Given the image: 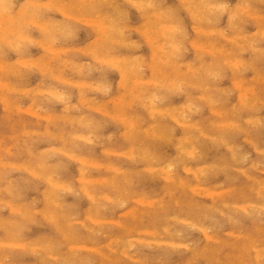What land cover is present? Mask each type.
Returning <instances> with one entry per match:
<instances>
[{"label": "rangeland", "instance_id": "rangeland-1", "mask_svg": "<svg viewBox=\"0 0 264 264\" xmlns=\"http://www.w3.org/2000/svg\"><path fill=\"white\" fill-rule=\"evenodd\" d=\"M5 1H7V0H5ZM5 1L0 0V6H1L0 7V19H1L0 20V22H1L0 26L3 24L0 27V29H1L0 30V38L2 37L0 39V49H1L0 52H1V54H3L4 52H2V51H5V53L3 55H0V62L2 64V66L0 68H1V71L3 69L6 70V73L4 71H2V72L0 71V92H1L0 93V166H1L0 167V194L2 195V196L0 195V201H2L0 203V205H1L0 208H2V209H0V244H1L0 261H1V263L2 264H31V262H32V264H34V263L35 264H40V263L41 264H58V263H61V264H64V263L65 264H71L72 263L73 264L75 262L76 264H107L109 262L108 264H245V263H247V264H264V247H263L264 246V207H263L264 206V187L262 186V185H264V165H262V164H264L263 163L264 162V157H263L264 156V112H263L264 111V44H263L264 43V36H263L264 35V33H263L264 32V27H263L264 26V18H263L264 17V0H227V1L226 0H190V1L189 0H183V1H181V0H179V1L178 0H156V1H154V0H144V1L139 0V2H138V0H111V1H109V0H71V1L70 0H48V2L50 1L49 3L46 2L47 0H10L11 3L10 2L9 3L12 5V7H11V5H6L9 0L7 2H5ZM29 1L30 2L32 1V2L30 3ZM41 1H43V3L46 6L43 5V3ZM206 1H209V2H206ZM236 1H237V3H236ZM24 2L25 3L27 2L28 6H27V3L25 4ZM33 2H34V4H33ZM222 2H223V4H222ZM232 2H234V3H232ZM29 3L31 4V6L29 5ZM36 3L37 4L40 3V4L36 5ZM126 3H127V5H126ZM3 4H5V5H3ZM142 4H144V5H142ZM184 4H186V5H184ZM217 4H219V5L215 6ZM33 5H34V7H33ZM35 5H36V7H35ZM57 5H59V6H57ZM119 5H120V7H119ZM139 5H141L140 6L141 8L139 7ZM151 5H153V6H151ZM160 5H162V6H160ZM193 5H195V7L198 6L200 8L203 5L201 8V12H197L196 8ZM242 5H243V7H242ZM9 6L12 9L9 8ZM204 6H205V8H204ZM210 6H212V7L210 8ZM56 7L58 10H56ZM235 7L237 9H235ZM5 8H6V10H2ZM8 8L10 10H8ZM165 8H167V9H165ZM115 9H116V11H114ZM192 9L195 11V13H192V12H194ZM209 9L211 12H209ZM180 10H182V11H180ZM242 10H243V12H242ZM4 11L10 12V13L5 14L6 12H4ZM35 11H37L38 13H36ZM178 11H179V13H178ZM239 11H241V12H239ZM105 12H106V14H105ZM155 12H156V14H155ZM206 12H208V13H206ZM30 13H32L33 17ZM63 13L65 14L64 16H63ZM67 13L69 14L70 17L66 16ZM79 13H80V15H82V17H79L80 16ZM126 13H128V14H126ZM234 13H236V14H234ZM245 13L248 15H245ZM17 14H19V15H17ZM21 14H23L25 16H23ZM29 14L31 16V19L29 17H27V16H29ZM41 14H43V15H41ZM45 14H46V16H45ZM144 14H145V16H144ZM168 14L173 15V16H171V18H168V17H170ZM192 14H194V17ZM198 14H200V16ZM6 15L9 17H7ZM37 15H38V17H37ZM39 15H41V17ZM50 15H52V16H50ZM94 15H96V16H94ZM127 15L129 18L127 17ZM151 15H153L154 18ZM14 16H19V17L21 16V19L19 17L18 18L16 17V18L20 21V24L23 21L22 25L16 24V23H19V21ZM75 16L76 17L78 16L77 18L79 21L77 20V18H74ZM25 17L27 18V20L29 18V20H28L29 22L26 20ZM43 17H44V19H43ZM67 17H68V19H67ZM111 17H113V18L111 19ZM6 18H7V20H6ZM9 18H10V22L8 21ZM45 18H46V20H45ZM85 18H87V19H85ZM192 18H195V19H193V22L191 20ZM41 19H43V20H41ZM64 19H66V20H64ZM84 19H85V22H84ZM98 19H102V20L99 21ZM255 19H257V20H255ZM2 20H5V21H2ZM30 20H32V21H30ZM80 20L82 22H80ZM146 20H147L148 24L145 22ZM228 20L230 23L228 22ZM6 21H8V22H6ZM152 21H154V24ZM212 21H214V22H212ZM225 21H226V23H225ZM2 22H5V24ZM14 22H16V23H14ZM25 22L28 24H26ZM32 22L35 24H33ZM56 22L57 23L59 22V23L57 24ZM143 22H145V23H143ZM96 23H97V26H96ZM219 23L221 25H219ZM128 24L132 27H135V28L130 27ZM162 24L165 25L166 27H168V29H170V30L166 29L163 32L162 31ZM234 24H236V25L234 26ZM14 25H15V27H14ZM28 25H29V28H28ZM38 25L42 26V27H40V29H38L39 28V27H37ZM98 25H100L102 28H100V26H98ZM174 25H175V28L177 27L176 29L174 28ZM199 25H200V27H199ZM145 26H148V27H145ZM16 27H17V30L19 29V27H22L21 31L18 32L19 30L17 31L15 29ZM147 28H149V29H147ZM209 28H210V31H209ZM2 29H4V31ZM11 29H13L12 32H11ZM92 29H93V31H92ZM99 29L101 31L104 29L103 30L104 32L102 31V33H101ZM151 29H153V30H151ZM172 29H173V31H172ZM211 29L214 31L213 33H212ZM241 29H243V30H241ZM249 29H251V30H249ZM29 30H30V32H28ZM130 30H131V32H130ZM203 30H204V32H202ZM257 30H258V32H256ZM261 30H262V32H261ZM15 31H17V32H15ZM127 31H129V32H127ZM166 31H167V33H166ZM195 31H196V33H194ZM4 32H7V33H4ZM85 32H86V35H85ZM92 32H93V34H92ZM124 32H125V35H124ZM248 32H249V35H248ZM17 33H19L21 36L18 35ZM177 33H178V35H177ZM28 34H29V36L30 35L31 36L30 37L27 36ZM44 34L48 35L47 39H46V35L44 36ZM95 34H96V36H95ZM160 34H162V36ZM8 35H10V36H8ZM15 35H16V37H15ZM167 35H168V37H167ZM237 35L239 37H237ZM98 36H100V37H98ZM111 36H112V39H111ZM114 36H116V38ZM170 36H173L174 40ZM222 36H224V37H222ZM225 36H227V37H225ZM41 37H43V38H41ZM48 37H50V38H48ZM191 37H192V39H191ZM229 37H231V39ZM7 38H8V40H7ZM36 38H37V40H36ZM40 38L43 40L42 42H45V40H46L47 44H46V42L42 43L41 40L39 41ZM122 38L124 40H122ZM227 38H229L230 40H227ZM232 38H233V40H232ZM21 39H23L24 41H22ZM26 39H28V41ZM142 39H144V40H142ZM14 40H17V41L13 42ZM51 40L52 41L54 40V41L51 44L48 43V42H51ZM69 40L72 42V44H70ZM201 40H204V41H201ZM207 40H209V41H207ZM31 41L33 42L32 44H31ZM34 41L35 42L38 41V43L41 42L40 44L42 45V47L40 44L35 43ZM146 41H147V43H143ZM236 41H238V43ZM18 42H19V44H18ZM93 42H94V44H93ZM179 42L182 45L178 44ZM111 43H113V44H111ZM114 43H115V45H114ZM116 43H117V45H116ZM201 43H202V45L205 44L204 45L205 49H203V46L201 45ZM235 43H237V45H235ZM239 43H242V44H239ZM249 43H250V45H249ZM54 44H55V47L53 46ZM77 44L78 45L81 44L80 45L81 47L78 46ZM138 44H140V45H138ZM146 44H148V45H146ZM155 44H157L159 46L161 45L160 47H162V51L158 50V47L155 46ZM258 44H260V45H258ZM15 45H17V46H15ZM177 45L179 46L178 48L176 47ZM186 45L187 46L189 45V46L187 47ZM195 45L198 46L197 49H199V50L196 49ZM221 45L223 47L225 46L224 49L222 48ZM234 45H235V47H234ZM26 46H27V48H26ZM67 46L68 47L70 46V47L61 49V47H67ZM84 46L87 49H89V47H92V48H90L88 51V50H86V48ZM1 47H3V48H1ZM8 47H9V49H8ZM43 47H44V49H47V50H44ZM75 47H77L78 49L77 48L75 49ZM95 47L97 50L95 49ZM174 47L177 49H174ZM192 47L195 51L192 49ZM201 47L203 50H200ZM11 48H14V50ZM58 48H59V50H58ZM189 48H190V50H188ZM207 48L209 50L210 49H212V50L209 51ZM17 49H18V52H17ZM53 49H56V50L54 51ZM64 49H65V51H64ZM109 49H110V51H109ZM111 49H114V50L111 51ZM115 49H117V50H115ZM163 49H165V50H163ZM214 49H216V50H214ZM217 49H218V51H217ZM238 49H239V51H238ZM57 50H58V53H57ZM61 50H62V52H61ZM81 50H83V52ZM92 50H94L95 52L93 51L91 53ZM154 50H156V51H154ZM177 50H180V51H177ZM257 50H258V52H257ZM84 51H86V52H84ZM199 51H201V52H199ZM211 51L213 54L211 53ZM166 52H167V54H166ZM224 52L227 54H225ZM243 52H245V53H243ZM41 53H42V55H41ZM60 53H61V55H60ZM77 53L79 54L78 57H76L78 55ZM180 53H182L183 55L182 54L180 55ZM91 54H94V55H91ZM106 54H110V55H106ZM119 54H120V57H119ZM223 54H225V55H223ZM21 55L23 56V58H21L22 57ZM37 55L40 58L42 56L43 59L42 58L36 59ZM132 55L134 57H132ZM207 55H209V56H207ZM234 55L237 57L234 58ZM27 56H29V57H27ZM31 56L33 57V59H31V61L36 62L35 64L38 65V67L34 66V64L29 60L30 58H32ZM52 56L54 57V59ZM65 56H67V57H65ZM72 56L75 58H72ZM94 56L96 57V59H93ZM99 56H100V58H99ZM111 56H112V58H111ZM116 56H118V58H121V59L123 57L122 60H124L125 58L126 59L124 61H122L121 59L120 60L116 59L115 58ZM180 56H182V57H180ZM224 56H225V58H224ZM247 56H249V57H247ZM24 57H26V58L24 59ZM164 57H165V59H163ZM197 57H199V58H197ZM13 58L15 59V61H13ZM18 58H20V60L24 59L23 62L22 61L19 62L20 60ZM103 58H104V60H102ZM144 58H145V60H144ZM4 59H5V62H4ZM26 59H27V61H25ZM49 59H52L53 61L49 60ZM154 59H156V60H154ZM250 59H252V60H250ZM6 60H7V63H6ZM9 60H12V61H9ZM45 60H47V63L46 62L43 63ZM48 60H49L50 64H48L49 63ZM179 60H181V61H179ZM186 60H188V61H186ZM195 60H196V62L194 63ZM116 61H120L121 65L118 64ZM191 61H193V62H191ZM227 61L229 63L231 62L230 63L231 66H228L229 63ZM235 61H237L238 63H234ZM240 61H241V64H240ZM110 62L112 64H110ZM135 62L136 63L139 62V63L136 64ZM154 62H156L157 64ZM16 63H18V66L20 64L22 65V66H19L18 70H16L17 69ZM38 63H40V64H38ZM221 63H222V65H221ZM10 64L14 65V66H10ZM27 64L28 65L31 64V65L28 66ZM113 64H114V66H113ZM198 64L201 66H199ZM125 65H127V66L125 67ZM140 65H142V67ZM215 65L216 66L218 65V66L216 67ZM24 66L28 67V68H25ZM40 66L44 67V68H41ZM115 66L116 67L122 66L126 69H129L130 73L127 75V78L124 79L125 76L123 77L122 68H117V70H116ZM145 66H147V69H145L146 68ZM11 67H12V69L14 68V70H12ZM139 67H141V68H139ZM8 68H9L10 72L15 71L14 73H16V74L15 75L13 73L9 74L10 72L8 71ZM37 68L38 69L40 68V71ZM63 68H65V69H63ZM135 68H136V70H135ZM24 69H26V70H24ZM45 69H47V71ZM49 69L50 70L52 69V70L50 71ZM81 69L83 72L81 71ZM186 69H187V71H186ZM20 70H23V71H20ZM118 70H120V71H118ZM77 71H80V72L78 73ZM153 71H155L156 73ZM7 72L9 75L7 74ZM58 72H61V73H58ZM168 72H170L169 74H171L170 75L171 77L169 76V74H167ZM1 73H3V75ZM54 73H56V75H54ZM48 74L50 77L47 76ZM106 74H107V76H106ZM5 75L7 77H5ZM58 75H59V79L63 80L62 82L57 80ZM155 75H157L158 78ZM214 75H216L217 77ZM251 75L253 78L249 77ZM61 76H63V78ZM68 76H70V77H68ZM96 76H97V78H96ZM191 76L193 78L195 77L194 80L192 79ZM209 76H211V77H209ZM221 76H223L222 77L223 79L221 78ZM244 76H246V77H244ZM23 77H25V78H23ZM42 77H44V78H42ZM90 77H91V79H90ZM140 77H141V79H140ZM206 77L211 81L210 82L211 84L209 83V80ZM233 77L236 78L237 80L234 79ZM8 78H10V79H8ZM53 78H55V80ZM68 78L72 79L70 85L68 83ZM142 78L143 79L148 78L150 85L148 83H145V81L148 82V80H142ZM174 78H176L177 81ZM117 79H120V80L117 81ZM121 79H123L122 82H121ZM133 79H134V81H132ZM242 79H243V81L246 79L245 81L247 83L245 81H244L245 83L244 82L242 83ZM135 80H138V81H135ZM167 80H168V83H167ZM178 80H180V82ZM203 80H204V82H203ZM212 80L214 81V83L212 82ZM141 81L144 82L143 85H142ZM156 81H157V83H156ZM7 82H9V84ZM69 82H70V80H69ZM98 82H100V83H98ZM132 82H133V84L131 85ZM76 83H79V84H76ZM90 83L95 85V86H93V85L90 86ZM180 83L181 84L183 83V85L179 89ZM194 83H195V85H194ZM231 83H233L232 84L233 87H231ZM85 84L88 85V88ZM170 84L171 85L175 84V87L173 86V88H172ZM184 84H186V85H184ZM242 84L244 85V88H242ZM7 85H10V86H7ZM51 85H53V86H51ZM96 85L98 86V89L95 88V87H97ZM144 85H146V86H144ZM199 85H200V87H199ZM6 86H7V88H5ZM13 86L15 88H12ZM19 86L21 87V89ZM23 86H25V87H23ZM49 86H51L53 89ZM150 86H152V87H150ZM161 86H163V88ZM193 86H195L196 88L194 87L195 88L194 89ZM208 86H209V88H208ZM227 86L228 87L230 86L229 90H231L232 94L229 93ZM78 87H80V89ZM146 87H148V88H146ZM223 87L226 90H224ZM9 88L13 89V90L16 89V90L11 91ZM27 88H29V89H27ZM39 88L41 90L45 89L44 95H43L44 91L43 92L40 91ZM46 88L50 89L51 91L57 90V91H54L56 94H54V92H52L53 94L50 93L49 92L50 90H48ZM89 88H90V90H89ZM160 88H162V89H160ZM185 88H187V89H185ZM239 88H241V89H239ZM92 89H94L95 91ZM146 89L148 92L146 91ZM148 89H150V90H148ZM174 89H177V90H174ZM182 89L184 92L182 91ZM32 90H34V91H32ZM103 90H104V92H103ZM143 90H144V92H143ZM162 90H163V93L161 94L160 92H162ZM194 90H196V91H194ZM7 91H9V92H7ZM24 91H25V93H24ZM46 91L49 93H47ZM89 91H91V92H89ZM157 91H160V92H157ZM165 91H166V93H165ZM176 91L178 94L175 93ZM179 91L181 93H179ZM80 92H81V94H79ZM209 92H210V94H209ZM62 93H64V95ZM118 93H120V94L118 95ZM212 93H214V95ZM239 93H242L244 98H243V96L240 97L241 99L237 98V97H239V96H237ZM26 94H27V96L29 94V96L27 97ZM32 94H36V95H32ZM51 94L53 96H51ZM61 94H62V96L58 97V95L60 96ZM66 94L68 97L66 96ZM68 94L69 95L71 94V95L69 96ZM148 94H150L149 97H148ZM193 94H195V95H193ZM203 94H205V95H203ZM9 95H10V98H9ZM88 95H90V96H88ZM97 95H99V96H97ZM155 95L157 96V98L155 97ZM222 95H224V97ZM31 96L33 99L31 98ZM45 96L49 97V98L46 99ZM92 96H94V97H92ZM151 96L153 97V101H152ZM158 96H159V98H158ZM200 96H202V97L204 96V97L202 98ZM218 96L220 97L219 98L220 100L218 99ZM227 96H229V97H227ZM56 97H57V99H56ZM62 97H63V99H62ZM85 97L87 98V101H86ZM105 97H106V99H105ZM144 97H145V99H144ZM168 97H169V99H167ZM209 97H210V99H209ZM221 97L223 99H221ZM242 98L244 100H242ZM1 99L2 100L4 99V100L1 101ZM6 99H7V102H6ZM16 99H18V100H16ZM34 99L36 102L34 101ZM58 99H59V101H58ZM61 99H62V101H61ZM116 99H118L119 101H117ZM148 99H149V101H148ZM224 99H225V101H224ZM11 100H12V103H11ZM107 100H109V101H107ZM234 100H236V101H234ZM33 101L35 102L34 104H33ZM63 101L65 102L64 104H63ZM80 101H81V103H80ZM150 101L154 102L156 105H154V103H151ZM211 101H212V103H210ZM217 101H219V102L217 103ZM220 101L221 102L223 101V102L220 103ZM102 102L103 103L105 102V103L103 104ZM115 102H117V103H115ZM181 102H182V104H181ZM189 102H190V104H189ZM37 103L41 107L37 106L38 105ZM86 103H89V105ZM97 103H98V105H97ZM145 103H147V105ZM178 103H179V105H178ZM241 103H243V104H241ZM80 104H81V106H80ZM114 104L116 105L115 107L113 106ZM151 104H153L152 105L153 107L150 108ZM183 104H185V105L183 106ZM201 104H203V105H201ZM244 104H245V106H244ZM6 105H7V107H6ZM8 105L9 106L11 105L12 107L10 106V109H9ZM14 105L16 108H14ZM31 105H32V108H31ZM93 105H94V107H93ZM125 105L128 107H126ZM141 105H143V107ZM187 105H189V106L192 105V106L189 107ZM209 105L212 106L213 108L209 107ZM144 106L146 108H144ZM25 107L27 110L28 109H29V111L31 110L30 112H32L33 114L29 113L27 110H25ZM95 107L97 108V110L94 109ZM134 107L137 108V112L135 111L136 108H134ZM156 107H157V109L159 108L158 112H157ZM162 107L165 108V111H162V110H164V109H162ZM188 107L190 109H188ZM23 108H24V110H23L24 112L22 111ZM66 108L67 109L69 108L68 111L66 110ZM100 108L102 109L101 111L99 110ZM110 108L112 110H110ZM113 108H115V110ZM154 108L156 111L155 110H154L155 112L151 111ZM32 109H34V110L32 111ZM89 109H91L92 111ZM180 109H183V111ZM218 109H219V111H218ZM36 110L38 111L39 114L36 113L37 112ZM103 110H104V112L102 113ZM149 110H150V112H148ZM166 110H170V111H168L169 113L166 112ZM197 110H199V111H197ZM15 111H17V113ZM119 111L122 112L123 114L125 113V115L122 116L123 115L122 113L118 114ZM159 111L161 114L159 113ZM13 112H15V113H13ZM152 112H153V114L155 113L154 114L155 116L152 114ZM227 112H228V114H227ZM239 112H241V113H239ZM62 113H64V114L66 113V114L64 115ZM3 114H4V116H3ZM107 114H109V116ZM111 114L112 115L114 114L113 116H116V117L112 118L113 116ZM157 114H158V116H157ZM199 114H201V115H199ZM45 115H46V119H45ZM47 115H48V118H47ZM110 115H111V117H110ZM149 115L151 117H148ZM173 115L176 117L178 116L179 119L177 118L178 119L177 121L179 123L176 121V119H175L176 117H173ZM42 116H43V118H40ZM54 116H55L56 120H54ZM69 116H70V119L72 120V122L69 119ZM74 116H76V117H74ZM117 116H119V117L117 118ZM127 116H128V118H127ZM145 116H147V117H145ZM159 116H161V117H159ZM201 116H202V118H201ZM18 117L21 119H18ZM59 117L62 119H60ZM162 117L164 119H162ZM172 117H173V119H172ZM72 118H74V120ZM130 118L131 119L133 118L134 123L132 122V120L130 121ZM159 118L161 120H159ZM198 118L199 119L201 118V119L199 120ZM249 118L250 119L252 118V119L250 120ZM47 119H49V120H47ZM89 119H91V120H89ZM125 119H127V122ZM46 120H47V125H46ZM80 120H82V121L80 122ZM213 120H215V121H213ZM88 121H89V123H87ZM124 121H125V123H124ZM135 121H136V123H135ZM82 122H83V124H82ZM116 122H118V123H116ZM184 122H186L185 124L189 123V126L191 125V123H193L192 124L193 126L189 127L188 124L185 125ZM252 122H254V123H252ZM54 123H55V126L53 125ZM48 124H49V126H48ZM194 124H196V125H194ZM198 124L201 125L202 127L201 126L199 127ZM227 124H229V126H227ZM23 125H24V127H23ZM72 125H73V127H72ZM101 125L104 128H101L102 127ZM127 125L129 127H127ZM220 125L222 127H220ZM81 126H82V128H81ZM223 126H224V128H223ZM235 126H237V127H235ZM149 127H151V128H149ZM72 128L73 129L76 128V129L73 130ZM88 128L90 129L89 131L86 130ZM152 128H154V129H152ZM39 129H41V130H39ZM97 129H98V131H97ZM208 129H211V130H208ZM6 130H8V131H6ZM34 130H35V133H34ZM42 130L43 131L45 130L44 131L45 134L42 132ZM47 130H49L48 133H47ZM71 130H73V131H71ZM75 130H76V132H75ZM101 130H102V132H101ZM115 130H117V132H115ZM126 130H128V131H126ZM147 130H149V131H147ZM150 130H152V132ZM154 130H155V132H154ZM26 131H27V133H25ZM29 131H32L33 134ZM129 131H131V132H129ZM36 132H37V135H36ZM71 132H74V139H73V136L71 137V135H73V133H71ZM90 132H91V134H90ZM95 132H98V133H95ZM24 133L27 134V136ZM76 133H77V135H76ZM80 133H82V137L80 136L81 138L78 137L79 135H81ZM94 133H95V135H94ZM42 134H43V136H42ZM186 134H188V136ZM212 134H214V135H212ZM62 135H63V137H62ZM110 135H111V137H109ZM179 135L183 139H180ZM83 136L84 137L87 136L88 139L87 138H86L87 140L84 139ZM10 137L12 140L10 139ZM90 137H91V139H94V141L91 140L90 142H87L90 140ZM106 137L108 140L106 139ZM32 138L33 139L35 138V139L32 141ZM232 138H234V140H236V139L237 140L236 141L233 140V143H231ZM248 138H250V139H248ZM178 139H180V140H178ZM221 139H222V141L223 140L224 141L221 142ZM184 140H186V141H184ZM248 140H250L252 144ZM13 141L15 144L13 143ZM182 141H184V142H182ZM203 141H204V144H203ZM23 142L24 143L26 142L25 145ZM32 142H34V143H32ZM78 143H79V145H78ZM85 143H86V145H85ZM101 143H103V144H101ZM118 143H121L120 146L118 145ZM171 143H172V145H171ZM192 143H194L195 147L193 146ZM96 144H98V145H96ZM27 145L29 147L28 149H27ZM125 145H127V146H125ZM185 145H186V147H185ZM191 145L193 147V149H192L193 151L192 150L190 151V149L192 148ZM203 145H204V147H203ZM238 145H240V146L238 147ZM57 146H58V148H56ZM235 146H237L238 148ZM254 146L257 147L256 148L257 150L255 149ZM15 147L18 148V151ZM40 147H42V148H40ZM48 147L51 148V150L48 149ZM163 147H164V149H163ZM230 147H232V149ZM258 147H260V148H258ZM52 148H53V150H52ZM62 148L64 149L63 150L64 152H66V151H68L69 153L71 151H73V152H71L70 154L67 155L66 153H64L62 151ZM88 148H90L91 150ZM111 148H113V149H111ZM185 148L187 149L186 151H185ZM239 148H240V150H239ZM41 149H43L42 152L44 151L43 153L45 155L41 152ZM55 149H58V151ZM86 149H88V150H86ZM105 149H106V151H104ZM109 149L112 150V153L110 152ZM194 149H196L197 151H195ZM235 149H237V150H235ZM75 150H76V152H75ZM128 150H130L132 152H130ZM182 150L184 152H186V153L188 152V153L185 154L184 152H182ZM260 150H261V152H258ZM113 151L114 152L117 151L118 153L119 152L120 153L118 154L116 152L114 154ZM262 151H263V153H262ZM8 152L9 153L11 152L10 156L8 155L9 154ZM36 152H37V155H36ZM59 152L60 153L63 152L62 153L63 155L60 154ZM190 152H191V155H190ZM192 152L194 154H192ZM227 152H229V153H227ZM25 153H28L29 155L25 154ZM48 153H49V155H48ZM51 153H53V154H51ZM123 153L125 155H129V157L125 156ZM131 153L134 154V155L132 154V157H130ZM145 153H147V154H145ZM215 153H216V155H215ZM233 153L235 154V156ZM15 154H16V156H15ZM30 154H31V156H30ZM40 154H42V156ZM81 154H83V155H81ZM43 156H45V158ZM80 156H82V157L80 158ZM201 156H202V158H201ZM70 157L75 158L76 160L71 159ZM85 157H86V159H85ZM105 157H106V159H105ZM77 158H78V160H77ZM83 158H84L85 162L82 160ZM127 158H128V160H127ZM27 159H31V160H28V162H27ZM108 159L110 161H108L105 164V161H107ZM121 159H123V160H121ZM201 160H203V161H201ZM7 161L9 163L8 165H7ZM23 161L26 163H24ZM55 161L56 162L58 161L56 163L57 165L55 164ZM80 161L82 163H80ZM95 161H96V163H95ZM167 161H168V164H166ZM170 161H171L172 165L171 164L169 165ZM259 161H260V164L259 163L257 164L256 162H259ZM10 162H11L12 166H13V163H14V165L18 164L19 166L12 167V166H10ZM45 162H47V163H45ZM83 162H84V164H83ZM192 162L194 165L192 164ZM49 163H51V164H49ZM64 163H66V165ZM88 163H91L93 165L96 164V165L92 166V165H89ZM146 163H147V165H146ZM149 163H151L152 166L149 165ZM252 163H253V165H252ZM25 164L28 166L24 167ZM98 164H99V166H98ZM175 164H176V166H175ZM183 164H185L184 165L185 168H184ZM210 164L212 167L210 166ZM21 165L22 166L24 165V166L22 167ZM33 165H35V167ZM42 165L44 167H41ZM46 165H49V166H46ZM111 165H112L113 169H112ZM118 165H120L119 166L120 168L117 167L115 169V167ZM198 165H199V169L197 168ZM201 165H202V167H201ZM221 165H223V166H221ZM2 166H3V168H2ZM62 166H65V168H63ZM149 166L152 169L149 168ZM156 166H158V167L156 168ZM161 166H162V169H161ZM165 166H167L168 169ZM29 167L31 169H29ZM24 168H26V169H24ZM80 168H82V170ZM106 168H108V169H106ZM121 168H123V169H121ZM196 168H197V170H200L201 168H203V169H202V171L201 170L197 171ZM258 168L262 169V170H259ZM58 169L60 172L58 171ZM92 169H95V170H92ZM29 170H31L32 172H34L36 170L35 172L37 173V175L35 172L32 173ZM77 170L80 172V173H78L79 175L77 174V172H78ZM103 170L106 172H104ZM123 170H125V171H123ZM161 170H163V171L165 170V171L163 172ZM253 170L255 173L252 172ZM38 171H40V172H38ZM84 171L86 174L83 173ZM166 171H169V172L172 171V172H170V175H172V177L174 178V182H170V181H168V179H166V177H165L167 175V174L165 175ZM194 171L196 173H194ZM113 172H114V174H113ZM158 172H160V173H158ZM38 173L40 174L39 175L40 177H38ZM47 173H49V175ZM115 173H117V174H115ZM93 174H95V175H93ZM194 174H197V175H194ZM82 175H83V177H82ZM90 175H91V181L90 180L89 181L91 183L88 181L84 182L83 180L90 179ZM111 175L112 176L114 175L113 178ZM199 175H201V176H199ZM206 175H208L209 177L208 176L207 177L210 179H208L206 177ZM19 176H20V178H19ZM46 176L48 179H49V177H52L54 180L56 178V180L58 182H63L62 180H64V184H61L59 187H53L51 184H49L50 182L47 180ZM77 176L80 178L77 179L78 178ZM95 176H96L97 182L95 181ZM197 176L200 178H198ZM249 176H251V177H249ZM252 176H253V179L254 178L258 179V182L255 179L253 180ZM58 177H59V179H58ZM75 177H77V178H75ZM23 178H24V180H23ZM39 178H42V179L40 180ZM2 179L5 181L7 180V181L5 182ZM16 179H18V180H16ZM28 179H30V180L32 179V180L30 181ZM80 179L82 180V182ZM8 180H10V182ZM78 180L80 182H78ZM107 180H109V181H107ZM180 180L184 181L188 185L193 186L194 189L197 188L196 186L201 187V188H204V186H205V188L207 187L206 191L203 190V193L206 195L201 193L202 190H200V192H199L200 195H198L199 193L195 194L196 192H194L193 190H191L189 188H184L185 187L184 185L178 184ZM209 180L211 182H209ZM17 181H18L19 185H21L20 187L17 186V184H18ZM66 181H67V183H65ZM113 181H115V183ZM176 181H178V182L175 183ZM99 182H101V183H99ZM118 182H119V184H118ZM224 182H225V184H224ZM7 183H9V184H7ZM35 183H36V186H35ZM68 183H71L70 186ZM10 184L11 185L14 184L13 187ZM97 184L99 185L98 189H97ZM193 184H195V185H193ZM196 184H198V185H196ZM221 184H222V186H221ZM2 185L5 187V189ZM259 185H261V186H259ZM61 186H62V188L65 186L63 188L64 192L61 190L62 189ZM1 187H3V188H1ZM6 187L8 189H6ZM11 187L13 188V190H10ZM46 187H47V189H46ZM70 187H71V189H70ZM79 187L81 189H79ZM83 187H84V189H83ZM43 188L46 190H43ZM58 188H61V189H58ZM95 188L97 190H95ZM101 188L103 191L101 190ZM229 188H230V190H227V191L222 190V189H229ZM53 189H57L56 192ZM92 189H93V191H92ZM207 189L208 190L212 189V191L214 190L217 192L222 191L223 194L219 195V196H213L211 199L210 198L211 195H209V193L207 192ZM255 189H258V190L255 191ZM4 190L7 192H5ZM68 190L70 193L67 192ZM84 190L88 192L87 193L88 195L85 194L86 192ZM110 191H112V192H110ZM164 191H165V193H162ZM13 192L15 194H13ZM19 192H21V194ZM52 192H53L52 196H54L55 199L59 202V206L52 205L48 202V194H50ZM72 192H74V193H72ZM101 192L102 193L106 192L105 194H108V195L106 196L105 194H102ZM206 192L208 193L209 196H207ZM257 192H258V194H257ZM110 193H112V194L110 195ZM43 194L45 196H43ZM90 194L94 195L95 201L91 199ZM16 195L17 196L19 195V196L17 197ZM56 196H57V198H56ZM221 196H222V198H221ZM76 197H79L80 199L76 198ZM139 197L144 198L145 200L150 199L151 201H154L155 203L153 205H145V204L143 205L142 203H139L137 201L140 199ZM155 197L157 199H155ZM11 198H15V199H11ZM131 198L134 200H132ZM136 198H138V199L136 200ZM35 199H37V200H35ZM105 199H107V200H105ZM213 199H215V200H213ZM175 200H176V202H175ZM33 201H34V204H33ZM123 201H125L126 203L125 202L122 203ZM158 201H160V202H158ZM226 202H228V205ZM20 203H21V206L19 205ZM43 203H44V205H43ZM45 203H46V205H45ZM225 203H226V205H224ZM233 203H235V204L233 205ZM131 204H136V205H131ZM236 204L240 208H242V207H244V208L240 209L239 207L236 206ZM240 204L241 205L244 204V205L241 206ZM9 205H11L14 208L13 209L14 212H12V209L9 208ZM28 205L30 207H27ZM64 205H65V207H64ZM245 205H247V206H245ZM260 205H263V206H260ZM31 206H33V207H31ZM20 207H21V209H18ZM58 208H60V209H58ZM72 208H74L75 213H72L73 212ZM98 208H100V209L98 210ZM16 209H18V210H16ZM36 209H38L37 211L39 213L36 212ZM75 209H76V211H75ZM244 209H246L247 212ZM56 210H58V211H56ZM67 210H68V212H67ZM78 210L80 211V213ZM105 210H107V211H105ZM132 210H137L138 211V212H136L137 214L136 213L133 214L132 212H130ZM15 211L17 212L16 213L17 216L15 215ZM18 211H20V212H18ZM26 211L28 213H26ZM40 211H42V212H40ZM108 211H110V212H108ZM113 211H115V212L113 213ZM127 211H128V213H127ZM69 212H71V213H69ZM45 213H46V215H44ZM51 213H55V215L57 217V221H55L54 219L50 221V219H52L50 216ZM129 213H130V215H129ZM23 214H25V216H23ZM35 215H36V217H35ZM75 215L77 217H75ZM90 215L91 216L93 215L95 218H100V220L94 221L92 219V217H91V219H92L91 220ZM27 216H28V219H27ZM45 216H47V219L48 218H50V219L47 220ZM143 216H145V217H143ZM175 217H176V219H175ZM146 218H147V221L145 220ZM148 218L150 221L148 220ZM179 218H180V220H179ZM10 219H11V221H9ZM22 219L24 222L22 221ZM87 220H88V222H87ZM47 221H48L49 225L47 224ZM74 221H76L78 225L74 224ZM79 221L83 222V223L79 224ZM107 221H108V223H106ZM114 221H115V223H114ZM153 221H156V222L152 223L153 224L152 225L151 222H153ZM160 221H162L163 225L161 224ZM38 222H41V223H38ZM101 223L104 225L103 227H102ZM135 223H136V225H135ZM139 223H140V225H139ZM141 223L143 226H141ZM234 224H236V225L234 226ZM38 225H40V226H38ZM75 225L77 227H75ZM96 225H98V227ZM105 225H106V227H105ZM130 225H132V226H130ZM177 225H179L180 227ZM245 225L247 226L246 229H244L246 227ZM216 226L219 228H217ZM163 227H165V229ZM202 227H203V231L200 230V228L202 229ZM157 228L159 230H157ZM192 228H193V230H192ZM121 229H122V231H121ZM182 229H183V233H182ZM187 229L189 231H187ZM100 230H102V231H100ZM106 230L111 231V232H108ZM147 230L158 233V235H160L161 238L158 235H156L155 233L153 236L156 238L158 236L157 239L154 238L153 236H150V235H149L150 236L149 237L148 235H146L144 233V231L146 232ZM226 230H228V231L223 233V231H226ZM158 231L162 234H160ZM205 231L206 232L208 231L207 233L210 234L211 236H213L214 239L210 240V241L205 239L206 236L204 233H202ZM142 232H143V234H142ZM163 232H164V234H163ZM216 232H217V234H216ZM228 232H229V234H228ZM230 232L232 234H230ZM102 233H104V234H102ZM233 233L238 234V235H236V237H235V235H233ZM52 235H53V238L51 237ZM92 235L94 236V238L93 237L91 238ZM168 235H171V236H168ZM173 235H174V237H173ZM44 236H46V237H44ZM49 236H50V238H49ZM167 236H168V238H166ZM99 237L101 240L99 239ZM27 238H28V240H27ZM79 238H81V240ZM128 238H130V240L131 239L134 240V241L132 240L131 246L128 247L129 248L128 251H129L130 255H134L137 252L135 254L136 256L135 255L132 256L134 259L125 257L121 252V250L123 248V242L122 241H124L125 239H128ZM150 239L153 242L149 241ZM108 240L109 241L111 240V241L109 242ZM138 240H141V242H139ZM60 241H61L62 245L60 244ZM16 242H19V243H21V245H24V246H22V248H21L20 247L21 245H19V244L14 245ZM161 242H163L165 244H163ZM4 243H7V244H4ZM22 243H24V244H22ZM112 243L114 246L112 245ZM156 243H158V244H156ZM172 243L174 245H172ZM183 243H184V245L182 247ZM2 244H4V245H2ZM43 244L49 245L51 249L49 251H46L44 249V247L41 246ZM27 245H29L30 247ZM34 245L39 246L38 247L39 249H37V246L35 247ZM55 245H57V247ZM79 245H80V247H78ZM90 245L98 247L99 249L101 248V250L104 253L109 254L113 258L118 257V259H120V257H121L122 261L117 259L116 262L107 261L104 263L102 255L98 251H91L89 249ZM185 245L187 247H185ZM32 246L34 249L35 248L36 249L34 250L32 248ZM62 246H64V247H62ZM68 246H69V248H67ZM73 246H75V249L74 248L71 249V247H73ZM82 246H84V248ZM87 246H88V248H85ZM155 246H157V247H155ZM242 246H244L245 248ZM254 246L258 247L257 249L260 251L255 249ZM177 247L179 249H177ZM30 248H31V251H30ZM66 248L68 249V251H66ZM81 248H83V249H81ZM161 248H165V249H161ZM166 248H169V252L167 251ZM175 248L177 251L175 250ZM76 249L78 251H75ZM151 249H153V250H151ZM171 249H173V250H171ZM183 249H185V250H183ZM181 250H182V252H181ZM228 250H230V251H228ZM249 250L251 252H249ZM25 251H26V253H25ZM109 251H110V253H109ZM163 251L165 252V254L167 253L166 256H165ZM152 252L154 255H152ZM155 252L157 254H155ZM171 252H173V253H171ZM256 252H257V254H256ZM260 252H261V254H260ZM36 253H37V256H36ZM147 253H148V255H147ZM149 254H150V256H149ZM224 254H225V256H223ZM91 255L93 257L92 259H91ZM141 255H143L144 257ZM257 255H259V256H257ZM7 256H8V258H7ZM53 256H54V258H52ZM169 256H171V258H168ZM251 256L254 258H252ZM255 256H257L256 257L257 259L255 258ZM66 257H67V259H66ZM154 257H156V258H154ZM172 258H173V260H172ZM124 259H125V261H124ZM253 259H256V260H253ZM17 260H21V261H17ZM53 260H56V261L59 260V261L56 262ZM90 260H91V263H90ZM120 261H121V263H120Z\"/></svg>", "mask_w": 264, "mask_h": 264}, {"label": "bare ground", "instance_id": "bare-ground-1", "mask_svg": "<svg viewBox=\"0 0 264 264\" xmlns=\"http://www.w3.org/2000/svg\"><path fill=\"white\" fill-rule=\"evenodd\" d=\"M4 1H5V0H4ZM7 1H8V0H7ZM7 1H5V2H7ZM70 1H71V0H70ZM109 1H111V0H109ZM142 1H144V0H142ZM154 1H156V0H154ZM178 1H179V0H178ZM181 1H183V0H181ZM189 1H190V0H189ZM226 1H227V0H226ZM9 2L11 3L10 0L8 1V3H9ZM29 2H30V1H29ZM31 2H32V1H31ZM31 2H30V3H31ZM41 2L43 3V1H41ZM41 2H40V3H41ZM46 2H48V0H47ZM49 2H50V1H49ZM49 2H48V3H49ZM52 2H53V1H52ZM123 2H124V1H123ZM133 2H134V1H133ZM135 2H136V1H135ZM138 2H139V0H138ZM149 2H150V1H149ZM149 2H148V3H149ZM201 2H202V1H201ZM206 2H209V1H206ZM217 2H218V1H217ZM229 2H230V1H229ZM8 3H7L6 5H11L10 3H9V4H8ZM24 3H25V2H24ZM24 3H23V4H24ZM26 3H27V2H26ZM26 3H25V4H26ZM30 3H29V5L31 6ZM37 3H38V2H37ZM37 3H36V5H39V4H40V3H39V4H37ZM48 3H47V4H48ZM64 3H65V2H64ZM141 3H142V2H141ZM154 3H155V2H154ZM161 3H162V2H161ZM163 3H164V2H163ZM224 3H225V2H224ZM232 3H234V2H232ZM236 3H237V1H236ZM33 4H34V2H33ZM145 4H146V3H145ZM151 4H152V3H151ZM191 4H192V3H191ZM208 4H209V3H208ZM222 4H223V2H222ZM225 4H226V3H225ZM3 5H5V4H3ZM3 5H2V6H3ZM13 5H14V4H13ZM36 5H35V7H36ZM41 5H42V4H41ZM43 5H45V4L43 3ZM48 5H49V4H48ZM126 5H127V3H126ZM142 5H144V4H142ZM184 5H186V4H184ZM211 5H212V4H211ZM218 5H219V4H217V5H215V6H218ZM22 6H23V5H22ZM27 6H28V3H27ZM45 6H46V5H45ZM57 6H59V5H57ZM72 6H73V5H72ZM140 6H141V5H139V7H140ZM146 6H147V5H146ZM151 6H153V5H151ZM160 6H162V5H160ZM165 6H166V5H165ZM178 6H179V5H178ZM193 6L195 7V5H193ZM202 6H203V5H202ZM202 6H201V8H202ZM223 6H224V5H223ZM226 6H227V5H226ZM0 7H1V6H0ZM6 7H7V6H6ZM11 7H12V5H11ZM11 7L9 6V8H11ZM33 7H34V5H33ZM54 7H55V6H54ZM61 7H62V6H61ZM69 7H70V6H69ZM112 7H113V6H112ZM114 7H115V6H114ZM119 7H120V5H119ZM169 7H170V6H169ZM174 7H175V6H174ZM211 7H212V6H210V8H211ZM213 7H214V6H213ZM242 7H243V5H242ZM9 8H8V10H10ZM115 8H116V7H115ZM124 8H125V7H124ZM140 8H141V7H140ZM144 8H145V7H144ZM144 8H143V9H144ZM195 8H196L197 12H201V8H200V7L197 6V7H195ZM204 8H205V6H204ZM204 8H203V9H204ZM231 8H232V7H231ZM238 8H239V7H238ZM11 9H12V8H11ZM24 9H25V8H24ZM32 9H33V8H32ZM111 9H112V8H111ZM117 9H118V8H117ZM128 9H129V8H128ZM155 9H156V8H155ZM160 9H161V8H160ZM165 9H167V8H165ZM189 9H190V8H189ZM232 9H233V8H232ZM235 9H237V8L235 7ZM241 9H242V8H241ZM2 10H6V8H5V9H2ZM56 10H58L57 7H56ZM157 10H158V9H157ZM182 10H183V9H182ZM182 10H180V11H182ZM192 10H193V9H192ZM206 10H207V9H206ZM212 10H213V9H212ZM215 10H216V9H215ZM222 10H223V9H222ZM244 10H245V9H244ZM15 11H16V10H15ZM61 11H62V10H61ZM80 11H81V10H80ZM114 11H116V9H115ZM153 11H154V10H153ZM158 11H159V10H158ZM158 11H157V12H158ZM193 11H194V10H193ZM233 11H234V10H233ZM247 11H248V10H247ZM4 12H6L5 14L10 13V12H7V11H4ZM17 12H18V11H17ZM35 12L38 13L37 11H35ZM161 12H162V11H161ZM187 12H188V11H187ZM189 12H190V11H189ZM209 12H211L210 9H209ZM239 12H241V11H239ZM242 12H243V10H242ZM245 12H246V11H245ZM250 12H251V11H250ZM18 13H19V12H18ZM21 13H22V12H21ZM24 13H25V12H24ZM26 13H27V12H26ZM32 13H33V12H32ZM32 13H30V14L32 15ZM52 13H53V12H52ZM59 13H60V12H59ZM141 13H142V12H141ZM178 13H179V11H178ZM180 13H181V12H180ZM192 13H195V11L192 12ZM206 13H208V12H206ZM206 13H205V14H206ZM212 13H213V12H212ZM258 13H259V12H258ZM13 14H14V13H13ZM27 14H28V13H27ZM30 14H29V16H27V17H29V18L31 19ZM71 14H72V13H71ZM96 14H97V13H96ZM105 14H106V12H105ZM126 14H128V13H126ZM155 14H156V12H155ZM161 14H162V13H161ZM170 14H171V13H170ZM170 14H168V15L170 16V17H168V18H171V16H173V15H170ZM181 14H182V13H181ZM210 14H211V13H210ZM222 14H223V13H222ZM226 14H227V13H226ZM234 14H236V13H234ZM243 14H244V13H243ZM256 14H257V13H256ZM256 14H255V15H256ZM17 15H19V14H17ZM21 15H23V14H21ZM34 15H35V14H34ZM41 15H43V14H41ZM41 15H39V16L41 17ZM64 15H65V14L63 13V16H64ZM74 15H75V14H74ZM79 15H80V13H79ZM79 15H78V16H79ZM86 15H87V14H86ZM92 15H93V14H92ZM97 15H98V14H97ZM116 15H117V14H116ZM157 15H158V14H157ZM157 15H156V16H157ZM186 15H187V14H186ZM192 15H193V17H194V14H192ZM198 15L200 16V14H198ZM223 15H224V14H223ZM245 15H248V14L245 13ZM6 16H7V15H6ZM6 16H5V17H6ZM23 16H25V15H23ZM45 16H46V14H45ZM50 16H52V15H50ZM66 16H69V14L67 13ZM72 16H73V15H72ZM78 16H77V17H78ZM94 16H96V15H94ZM94 16H93V17H94ZM101 16H102V15H101ZM101 16H100V17H101ZM142 16H143V15H142ZM144 16H145V14H144ZM146 16H147V15H146ZM151 16L153 17V15H151ZM151 16H150V17H151ZM181 16H182V15H181ZM196 16H197V15H196ZM228 16H229V15H228ZM231 16H232V15H231ZM233 16H234V15H233ZM236 16H237V15H236ZM7 17H9V16H7ZM14 17H15V18H16V17L18 18L19 16H14ZM32 17H33V15H32ZM37 17H38V15H37ZM69 17H70V16H69ZM77 17L75 16L74 18H77ZM79 17H82V15H80ZM84 17H85V16H84ZM84 17H83V18H84ZM88 17H89V16H88ZM100 17H99V18H100ZM104 17H105V16H104ZM104 17H103V18H104ZM127 17H128V15H127ZM147 17H148V16H147ZM152 17H151V18H152ZM182 17H183V16H182ZM190 17H191V16H190ZM209 17H210V16H209ZM258 17H259V16H258ZM258 17H257V18H258ZM17 18H16V19H17ZM19 18L21 19V16H20ZM22 18H23V17H22ZM25 18H26V17H25ZM29 18H28V20H29ZM47 18H48V17H47ZM61 18H62V17H61ZM71 18H72V17H71ZM112 18H113V17H111V19H112ZM128 18H129V17H128ZM153 18H154V17H153ZM255 18H256V17H255ZM259 18H260V17H259ZM263 18H264V17H263ZM23 19H24V18H23ZM34 19H35V18H34ZM39 19H40V18H39ZM43 19H44V17H43ZM43 19H41V20H43ZM62 19H63V18H62ZM67 19H68V17H67ZM85 19H87V18H85ZM85 19H84V22H85ZM156 19H157V18H156ZM193 19H195V18H192V19H191L192 22H193ZM197 19H198V18H197ZM204 19H205V18H204ZM225 19H226V18H225ZM0 20H1V19H0ZM6 20H7V18H6ZM17 20H18V19H17ZM26 20H27V18H26ZM28 20H27V21H28ZM32 20H33V19H32ZM32 20H30V21H32ZM45 20H46V18H45ZM60 20H61V19H60ZM64 20H66V19H64ZM75 20H76V19H75ZM75 20H74V21H75ZM77 20H78V18H77ZM98 20L100 21V20H102V19H98ZM184 20H185V19H184ZM229 20H230V19H229ZM229 20H228V22H229ZM255 20H257V19H255ZM2 21H5V20H2ZM8 21L10 22V18H9ZM8 21H6V22H8ZM13 21H14V20H13ZM18 21H19V20H18ZM50 21H51V20H50ZM78 21H79V20H78ZM90 21H91V20H90ZM90 21H89V22H90ZM172 21H173V20H172ZM204 21H205V20H204ZM206 21H207V20H206ZM11 22H12V21H11ZM16 22H17V21H16ZM16 22H14V23H16ZM28 22H29V21H28ZM76 22H77V21H76ZM76 22H75V23H76ZM80 22H82V21L80 20ZM84 22H83V23H84ZM87 22H88V21H87ZM95 22H96V21H95ZM128 22H129V21H128ZM145 22L147 23V20H146ZM145 22H143V23H145ZM152 22H153V24H154V21H152ZM170 22H171V21H170ZM176 22H177V21H176ZM212 22H214V21H212ZM0 23H1V22H0ZM2 23L5 24V22H2ZM22 23H23V21H22ZM22 23L20 24V21H19V23H16V24H18V25H19V24L22 25ZM25 23H26V22H25ZM30 23H31V22H30ZM32 23H33V22H32ZM44 23H45V22H44ZM47 23H48V22H47ZM54 23H55V22H54ZM56 23H57V22H56ZM58 23H59V22H58ZM58 23H57V24H58ZM158 23H159V22H158ZM166 23H167V22H166ZM166 23H165V24H166ZM184 23H185V22H184ZM186 23H187V22H186ZM190 23H191V22H190ZM225 23H226V21H225ZM229 23H230V22H229ZM258 23H259V22H258ZM8 24H9V23H8ZM26 24H28V23H26ZM33 24H35V23H33ZM39 24H40V23H39ZM81 24H82V23H81ZM91 24H92V23H91ZM94 24H95V23H94ZM94 24H93V25H94ZM131 24H132V23H131ZM147 24H148V23H147ZM149 24H150V23H149ZM156 24H157V23H156ZM156 24H155V25H156ZM168 24H169V23H168ZM172 24H173V23H172ZM2 25H3V24H2ZM2 25H1V26H2ZM30 25H31V24H30ZM36 25H37V24H36ZM40 25H41V24H40ZM93 25H92V26H93ZM128 25H129V24H128ZM139 25H140V24H139ZM151 25H152V24H151ZM151 25H150V26H151ZM175 25H176V24H175ZM175 25H174V28H175ZM194 25H195V24H194ZM197 25H198V24H197ZM219 25H221V24L219 23ZM235 25H236V24H234V26H235ZM1 26H0V27H1ZM96 26H97V23H96ZM98 26H100V25H98ZM129 26H130V25H129ZM148 26H149V25H148ZM148 26H145V27H148ZM170 26H171V25H170ZM176 26H177V25H176ZM201 26H202V25H201ZM3 27H4V26H3ZM3 27H2V28H3ZM12 27H13V26H12ZM14 27H15V25H14ZM22 27H23V26H22ZM22 27H19V29H18L19 31L17 30V27H16L15 29H16L18 32H20ZM37 27H39L38 29H40V27H42V26H39V25H38ZM94 27H95V26H94ZM94 27H93V28H94ZM104 27H105V26H104ZM118 27H119V26H118ZM126 27H127V26H126ZM130 27H132V26H130ZM142 27H143V26H142ZM151 27H152V26H151ZM160 27H161V26H160ZM195 27H196V26H195ZM199 27H200V25H199ZM219 27H220V26H219ZM219 27H218V28H219ZM255 27H256V26H255ZM263 27H264V26H263ZM28 28H29V25H28ZM32 28H33V27H32ZM86 28H87V27H86ZM100 28H102V27L100 26ZM124 28H125V27H124ZM132 28H135V27H132ZM176 28H177V27H176ZM176 28H175V29H176ZM187 28H188V27H187ZM197 28H198V27H197ZM235 28H236V27H235ZM43 29H44V28H43ZM80 29H81V28H80ZM97 29H98V28H97ZM140 29H141V28H140ZM147 29H149V28H147ZM158 29H159V28H158ZM166 29H167V30H170V29H168V27H166L165 25L162 24V31L164 32ZM200 29H201V28H200ZM202 29H203V28H202ZM207 29H208V28H207ZM226 29H227V28H226ZM259 29H260V28H259ZM261 29H262V28H261ZM0 30H1V29H0ZM2 30L4 31V29H2ZM12 30H13V29H11V32H12ZM75 30H76V29H75ZM99 30H100V29H99ZM103 30H104V29H103ZM103 30H102V31H103ZM123 30H124V29H123ZM123 30H122V31H123ZM128 30H129V29H128ZM133 30H134V29H133ZM151 30H153V29H151ZM220 30H221V29H220ZM241 30H243V29H241ZM249 30H251V29H249ZM254 30H255V29H254ZM254 30H253V31H254ZM6 31H7V30H6ZM17 31H15V32H17ZM24 31H25V30H24ZM40 31H41V30H40ZM40 31H39V32H40ZM92 31H93V29H92ZM96 31H97V30H96ZM102 31L100 30L101 33H102ZM145 31H146V30H145ZM172 31H173V29H172ZM188 31H189V30H188ZM206 31H207V30H206ZM209 31H210V28H209ZM209 31H208V32H209ZM211 31H212V33L214 32L212 29H211ZM226 31H227V30H226ZM232 31H233V30H232ZM259 31H260V30H259ZM7 32H8V31H7ZM7 32H4V33H7ZM28 32H30V30H29ZM60 32H61V31H60ZM78 32H79V31H78ZM103 32H104V31H103ZM108 32H109V31H108ZM120 32H121V31H120ZM127 32H129V31H127ZM130 32H131V30H130ZM147 32H148V31H147ZM151 32H152V31H151ZM163 32H162V33H163ZM169 32H170V31H169ZM169 32H168V33H169ZM174 32H175V31H174ZM197 32H198V31H197ZM202 32H204V30H203ZM218 32H219V31H218ZM229 32H230V31H229ZM256 32H258V30H257ZM261 32H262V30H261ZM41 33H42V32H41ZM89 33H90V32H89ZM140 33H141V32H140ZM142 33H143V32H142ZM160 33H161V32H160ZM166 33H167V31H166ZM182 33H183V32H182ZM194 33H196V31H195ZM263 33H264V32H263ZM17 34L20 35L19 33H17ZM26 34H27V33H26ZM30 34H31V33H30ZM42 34H43V33H42ZM50 34H51V33H50ZM92 34H93V32H92ZM120 34H121V33H120ZM126 34H127V33H126ZM137 34H138V33H137ZM150 34H151V33H150ZM164 34H165V33H164ZM220 34H221V33H220ZM235 34H236V33H235ZM237 34H238V33H237ZM254 34H255V33H254ZM3 35H4V34H3ZM24 35H25V34H24ZM45 35H46V34H44V36H45ZM85 35H86V32H85ZM105 35H106V34H105ZM111 35H112V34H111ZM124 35H125V32H124ZM127 35H128V34H127ZM143 35H144V34H143ZM147 35H148V34H147ZM160 35L162 36V34H160ZM169 35H170V34H169ZM177 35H178V33H177ZM191 35H192V34H191ZM193 35H194V34H193ZM231 35H232V34H231ZM248 35H249V32H248ZM261 35H262V34H261ZM8 36H10V35H8ZM13 36H14V35H13ZM20 36H21V35H20ZM20 36H19V37H20ZM27 36H29V34H28ZM30 36H31V35H30ZM30 36H29V37H30ZM47 36H48V35H46V39H47ZM90 36H91V35H90ZM95 36H96V34H95ZM164 36H165V35H164ZM206 36H207V35H206ZM232 36H233V35H232ZM232 36H231V37H232ZM263 36H264V35H263ZM15 37H16V35H15ZM25 37H26V36H25ZM78 37H79V36H78ZM87 37H88V36H87ZM93 37H94V36H93ZM98 37H100V36H98ZM106 37H107V36H106ZM114 37L116 38V36H114ZM167 37H168V35H167ZM170 37L173 38V36H170ZM170 37H169V38H170ZM182 37H183V36H182ZM222 37H224V36H222ZM225 37H227V36H225ZM231 37H229V38L231 39ZM233 37H234V36H233ZM235 37H236V36H235ZM237 37H239V36L237 35ZM1 38H2V37H1ZM1 38H0V39H1ZM4 38H5V37H4ZM34 38H35V37H34ZM41 38H43V37H41ZM41 38L39 39V41L41 40V42H42L43 40H42ZM48 38H50V37H48ZM101 38H102V37H101ZM115 38H114V39H115ZM172 38H171V39H172ZM189 38H190V37H189ZM229 38H227V40H230ZM13 39H14V38H13ZM94 39H95V38H94ZM96 39H97V38H96ZM111 39H112V36H111ZM118 39H119V38H118ZM149 39H150V38H149ZM171 39H170V40H171ZM191 39H192V37H191ZM200 39H201V38H200ZM7 40H8V38H7ZM7 40H6V41H7ZM21 40L24 41L23 39H21ZM26 40L28 41V39H26ZM36 40H37V38H36ZM36 40H35V41H36ZM49 40H50V39H49ZM49 40H48V41H49ZM122 40H124V39L122 38ZM126 40H127V39H126ZM142 40H144V39H142ZM162 40H163V39H162ZM162 40H161V41H162ZM173 40H174V38H173ZM173 40H172V41H173ZM204 40H205V39H204ZM204 40H201V41H204ZM209 40H210V39H209ZM209 40H207V41H209ZM214 40H215V39H214ZM221 40H222V39H221ZM227 40H226V41H227ZM232 40H233V38H232ZM15 41H17V40H14L13 42H15ZM35 41H34V42H35ZM53 41H54V40H53ZM53 41L51 40V42H48V43L51 44ZM69 41H70V40H69ZM69 41H68V42H69ZM92 41H93V40H92ZM111 41H112V40H111ZM130 41H131V40H130ZM147 41H148V40H147ZM147 41H146V42H143V43H147ZM217 41H218V40H217ZM252 41H253V40H252ZM41 42H40V43H41ZM45 42H46V40H45ZM45 42H42V43H45ZM114 42H115V41H114ZM116 42H117V41H116ZM127 42H128V41H127ZM138 42H139V41H138ZM148 42H149V41H148ZM150 42H151V41H150ZM164 42H165V41H164ZM174 42H175V41H174ZM174 42H173V43H174ZM184 42H185V41H184ZM192 42H193V41H192ZM192 42H191V43H192ZM196 42H197V41H196ZM236 42L238 43V41H236ZM254 42H255V41H254ZM20 43H21V42H20ZM32 43H33V42L31 41V44H32ZM35 43H38V41L35 42ZM40 43H38V44H40ZM160 43H161V42H160ZM191 43H190V44H191ZM222 43H223V42H222ZM237 43H235V45H237ZM246 43H247V42H246ZM18 44H19V42H18ZM46 44H47V42H46ZM70 44H72L71 41H70ZM86 44H87V43H86ZM93 44H94V42H93ZM111 44H113V43H111ZM120 44H121V43H120ZM130 44H131V43H130ZM174 44H175V43H174ZM178 44H180V42H179ZM198 44H199V43H198ZM225 44H226V43H225ZM239 44H242V43H239ZM263 44H264V43H263ZM40 45H41V44H40ZM43 45H44V44H43ZM56 45H57V44H56ZM64 45H65V44H64ZM77 45H78V44H77ZM80 45H81V44H80ZM80 45H78V46H80ZM114 45H115V43H114ZM116 45H117V43H116ZM138 45H140V44H138ZM146 45H148V44H146ZM162 45H163V44H162ZM169 45H170V44H169ZM180 45H182V44H180ZM201 45H202V43H201ZM204 45H205V44H204ZM204 45H202V46H203V49H205V48H204ZM235 45H234V47H235ZM249 45H250V43H249ZM258 45H260V44H258ZM15 46H17V45H15ZM21 46H22V45H21ZM53 46L55 47V44H54ZM90 46H91V45H90ZM95 46H96V45H95ZM121 46H122V45H121ZM126 46H127V45H126ZM129 46H130V45H129ZM155 46L158 47V50H161V51H162V47H160L161 45L159 46V45L155 44ZM171 46H172V45H171ZM186 46H187V45H186ZM188 46H189V45H188ZM188 46H187V47H188ZM195 46H196V45H195ZM221 46H222V45H221ZM10 47H11V46H10ZM12 47H13V46H12ZM22 47H23V46H22ZM28 47H29V46H28ZM41 47H42V45H41ZM69 47H70V46H69ZM69 47H68V46H67V47H61V49H62V48H69ZM72 47H73V46H72ZM80 47H81V46H80ZM84 47H85V46H84ZM111 47H112V46H111ZM123 47H124V46H123ZM130 47H131V46H130ZM150 47H151V46H150ZM159 47H160V48H159ZM176 47L178 48L179 46L177 45ZM197 47H198V46H196V49H197ZM214 47H215V46H214ZM224 47H225V46H224ZM224 47L222 46L223 49H224ZM239 47H240V46H239ZM1 48H3V47H1ZM14 48H15V47H14ZM14 48H11V49L14 50ZM16 48H17V47H16ZM20 48H21V47H20ZM23 48H24V47H23ZM26 48H27V46H26ZM26 48H25V49H26ZM45 48H46V47H45ZM47 48H48V47H47ZM73 48H74V47H73ZM76 48H77V47H75V49H76ZM85 48H86V47H85ZM90 48H92V47H89V49H90ZM118 48H119V47H118ZM126 48H127V47H126ZM133 48H134V47H133ZM155 48H156V47H155ZM177 48L174 47V49H177ZM194 48H195V47H194ZM216 48H217V47H216ZM229 48H230V47H229ZM248 48H249V47H248ZM262 48H263V47H262ZM8 49H9V47H8ZM43 49H44V47H43ZM77 49H78V48H77ZM89 49L86 48V50H88V51H89ZM95 49H96V47H95ZM98 49H99V48H98ZM129 49H130V48H129ZM131 49H132V48H131ZM136 49H137V48H136ZM179 49H180V48H179ZM192 49H193V47H192ZM203 49H202V47L200 48V50H203ZM207 49H208V48H207ZM239 49H240V48H239ZM239 49H238V51H239ZM251 49H252V48H251ZM0 50H1V49H0ZM2 50H3V49H2ZM15 50H16V49H15ZM21 50H22V49H21ZM44 50H47V49H44ZM48 50H49V49H48ZM51 50H52V49H51ZM53 50L55 51L56 49H53ZM58 50H59V48H58ZM58 50H57V53H58ZM66 50H67V49H66ZM96 50H97V49H96ZM100 50H101V49H100ZM112 50H114V49H111V51H112ZM115 50H117V49H115ZM118 50H119V49H118ZM134 50H135V49H134ZM143 50H144V49H143ZM150 50H151V49H150ZM163 50H165V49H163ZM172 50H173V49H172ZM188 50H190V48H189ZM193 50H194V49H193ZM197 50H199V49H197ZM208 50H209V49H208ZM210 50H212V49H210ZM210 50H209V51H210ZM214 50H216V49H214ZM226 50H227V49H226ZM233 50H234V49H233ZM242 50H243V49H242ZM247 50H248V49H247ZM260 50H261V49H260ZM262 50H263V49H262ZM49 51H50V50H49ZM64 51H65V49H64ZM81 51L83 52V50H81ZM93 51H94V50H92L91 53H92ZM102 51H103V50H102ZM102 51H101V52H102ZM109 51H110V49H109ZM154 51H156V50H154ZM177 51H180V50H177ZM194 51H195V50H194ZM217 51H218V49H217ZM251 51H252V50H251ZM254 51H255V50H254ZM2 52L5 53V51H2ZM17 52H18V49H17ZM61 52H62V50H61ZM77 52H78V51H77ZM84 52H86V51H84ZM94 52H95V51H94ZM99 52H100V51H99ZM171 52H172V51H171ZM171 52H170V53H171ZM199 52H201V51H199ZM231 52H232V51H231ZM241 52H242V51H241ZM247 52H248V51H247ZM257 52H258V50H257ZM4 53H3V54H4ZM78 53H79V52H78ZM78 53H77V54H78ZM107 53H108V52H107ZM111 53H112V52H111ZM155 53H156V52H155ZM172 53H173V52H172ZM172 53H171V54H172ZM185 53H186V52H185ZM188 53H189V52H188ZM211 53H212V51H211ZM224 53H225V52H224ZM238 53H239V52H238ZM238 53H237V54H238ZM243 53H245V52H243ZM3 54H1V52H0V55H3ZM18 54H19V53H18ZM53 54H54V53H53ZM79 54H80V53H79ZM79 54H78L76 57H78ZM85 54H86V53H85ZM96 54H97V53H96ZM144 54H145V53H144ZM166 54H167V52H166ZM173 54H174V53H173ZM178 54H179V53H178ZM181 54H182V53H180V55H181ZM212 54H213V53H212ZM220 54H221V53H220ZM225 54H227V53H225ZM225 54H223V55H225ZM41 55H42V53H41ZM56 55H57V54H56ZM60 55H61V53H60ZM83 55H84V54H83ZM91 55H94V54H91ZM106 55H110V54H106ZM112 55H113V54H112ZM174 55H175V54H174ZM182 55H183V54H182ZM209 55H210V54H209ZM209 55H207V56H209ZM21 56H22V55H21ZM63 56H64V55H63ZM159 56H160V55H159ZM163 56H164V55H163ZM167 56H168V55H167ZM167 56H166V57H167ZM176 56H177V55H176ZM198 56H199V55H198ZM27 57H29V56H27ZM31 57H32V56H31ZM52 57H53V56H52ZM65 57H67V56H65ZM101 57H102V56H101ZM119 57H120V54H119ZM132 57H134V56L132 55ZM169 57H170V56H169ZM180 57H182V56H180ZM183 57H184V56H183ZM235 57H237V56L234 55V58H235ZM247 57H249V56H247ZM1 58H2V57H1ZM21 58H23V56H22ZM25 58H26V57H24V59H25ZM37 58H40V57H38V55H37L36 59H37ZM41 58H42V56H41ZM41 58H40V59H41ZM72 58H75V57L72 56ZM91 58H92V57H91ZM99 58H100V56H99ZM111 58H112V56H111ZM115 58H116V59H119V60L121 59V58H118V56H116ZM115 58H114V59H115ZM159 58H160V57H159ZM197 58H199V57H197ZM203 58H204V57H203ZM203 58H202V59H203ZM218 58H219V57H218ZM224 58H225V56H224ZM232 58H233V57H232ZM238 58H239V57H238ZM18 59L20 60V58H18ZM18 59H17V60H18ZM24 59L20 60L19 62H21V61L23 62ZM31 59H33V57L30 58L29 60L31 61ZM42 59H43V58H42ZM47 59H48V58H47ZM53 59H54V57H53ZM93 59H96V57L94 56ZM122 59H123V57H122ZM122 59H121V60H122ZM125 59H126V58H125ZM125 59H124V60H125ZM163 59H165V57H164ZM166 59H167V58H166ZM204 59H205V58H204ZM226 59H227V58H226ZM7 60H8V59H7ZM7 60H6V63H7ZM38 60H39V59H38ZM49 60H52V59H49ZM49 60H48V62H49ZM67 60H68V59H67ZM69 60H70V59H69ZM74 60H75V59H74ZM77 60H78V59H77ZM102 60H104V58H103ZM124 60H122V61H124ZM144 60H145V58H144ZM154 60H156V59H154ZM160 60H161V59H160ZM168 60H169V59H168ZM168 60H167V61H168ZM177 60H178V59H177ZM181 60H182V59H181ZM181 60H179V61H181ZM193 60H194V59H193ZM209 60H210V59H209ZM224 60H225V59H224ZM239 60H240V59H239ZM250 60H252V59H250ZM9 61H12V60H9ZM13 61H15L14 58H13ZM25 61H27V59H26ZM25 61H24V62H25ZM33 61H34V60H33ZM52 61H53V60H52ZM65 61H66V60H65ZM80 61H81V60H80ZM94 61H95V60H94ZM96 61H97V60H96ZM170 61H171V60H170ZM186 61H188V60H186ZM218 61H219V60H218ZM220 61H221V60H220ZM228 61H229V60H228ZM228 61H227V62H228ZM241 61H242V60H241ZM241 61H240V64H241ZM4 62H5V59H4ZM28 62H29V61H28ZM31 62H32V61H31ZM45 62L47 63V60H45L43 63H45ZM60 62H61V61H60ZM66 62H67V61H66ZM66 62H65V63H66ZM106 62H107V61H106ZM116 62H117L118 64H120V61H116ZM150 62H151V61H150ZM157 62H158V61H157ZM191 62H193V61H191ZM195 62H196V60L194 61V63H195ZM209 62H210V61H209ZM243 62H244V61H243ZM249 62H250V61H249ZM11 63H12V62H11ZM32 63L34 64V66H37V67H38V65L35 64L36 62H32ZM82 63H83V62H82ZM117 63H116V64H117ZM135 63H136V62H135ZM137 63H139V62H137ZM137 63H136V64H137ZM154 63H156V62H154ZM174 63H175V62H174ZM185 63H186V62H185ZM187 63H188V62H187ZM228 63H229V62H228ZM230 63H231V62H230ZM230 63L228 64V66H231ZM232 63H233V62H232ZM234 63H238V62L235 61ZM244 63H245V62H244ZM0 64H1V62H0ZM16 64H17V65H16V67H17L16 70H18L19 66H22V65L20 64V65L18 66V63H16ZM38 64H40V63H38ZM41 64H42V63H41ZM48 64H50V62H49ZM52 64H53V63H52ZM110 64H112V63L110 62ZM116 64H115V65H116ZM156 64H157V63H156ZM188 64H189V63H188ZM226 64H227V63H226ZM7 65H8V64H7ZM27 65H28V64H27ZM29 65H31V64H29ZM29 65H28V66H29ZM44 65H45V64H44ZM60 65H61V64H60ZM120 65H121V64H120ZM145 65H146V64H145ZM198 65H199V64H198ZM206 65H207V64H206ZM221 65H222V63H221ZM221 65H220V66H221ZM224 65H225V64H224ZM234 65H235V64H234ZM237 65H238V64H237ZM242 65H243V64H242ZM244 65H245V64H244ZM1 66H2V64L0 65V67H1ZM10 66H14V65H11V64H10ZM41 66H42V65H41ZM41 66H40V67H41ZM57 66H58V65H57ZM83 66H84V65H83ZM83 66H82V67H83ZM113 66H114V64H113ZM126 66H127V65H125V67H126ZM129 66H130V65H129ZM137 66H138V65H137ZM140 66L142 67V65H140ZM148 66H149V65H148ZM179 66H180V65H179ZM179 66H178V67H179ZM186 66H187V65H186ZM190 66H191V65H190ZM199 66H201V65H199ZM215 66H216V65H215ZM217 66H218V65H217ZM217 66H216V67H217ZM225 66H226V65H225ZM245 66H246V65H245ZM24 67H25V66H24ZM47 67H48V66H47ZM49 67H50V66H49ZM59 67H60V66H59ZM66 67H67V66H66ZM115 67H116V66H115ZM132 67H133V66H132ZM141 67H139V68H141ZM145 67H146L145 69H147V66H145ZM158 67H159V66H158ZM164 67H165V66H164ZM172 67H173V66H172ZM178 67H177V68H178ZM193 67H194V66H193ZM222 67H223V66H222ZM222 67H221V68H222ZM238 67H239V66H238ZM246 67H247V66H246ZM3 68H4V67H3ZM25 68H28V67H25ZM41 68H44V67H41ZM45 68H46V67H45ZM55 68H56V67H55ZM117 68H122L123 77L125 76L124 79L127 78V75L130 73V70H129V69H126V68H124V67H122V66H120V67L117 66V67H116V70H117ZM224 68H225V67H224ZM230 68H231V67H230ZM11 69H12V67H11ZM37 69H38V68H37ZM63 69H65V68H63ZM76 69H77V68H76ZM151 69H152V68H151ZM162 69H163V68H162ZM173 69H174V68H173ZM175 69H176V68H175ZM227 69H228V68H227ZM12 70H14V68H13ZM24 70H26V69H24ZM38 70L40 71V68H39ZM43 70H44V69H43ZM45 70L47 71V69H45ZM49 70H50V69H49ZM51 70H52V69H51ZM51 70H50V71H51ZM83 70H84V69H83ZM135 70H136V68H135ZM140 70H141V69H140ZM152 70H153V69H152ZM152 70H151V71H152ZM192 70H193V69H192ZM225 70H226V69H225ZM225 70H224V71H225ZM232 70H233V69H232ZM238 70H239V69H238ZM0 71H1V68H0ZM2 71H4V72L6 73V70L3 69ZM2 71H1V72H2ZM8 71H9V68H8ZM20 71H23V70H20ZM46 71H45V72H46ZM60 71H61V70H60ZM74 71H75V70H74ZM74 71H73V72H74ZM81 71H82V69H81ZM93 71H94V70H93ZM118 71H120V70H118ZM118 71H117V72H118ZM137 71H138V70H137ZM158 71H159V70H158ZM186 71H187V69H186ZM188 71H189V70H188ZM214 71H215V70H214ZM216 71H217V70H216ZM9 72H10V71H9ZM14 72H15V71H14ZM14 72L11 71L9 74H12V73H13V74L15 75L16 73H14ZM48 72H49V71H48ZM63 72H64V71H63ZM77 72L79 73L80 71H77ZM82 72H83V71H82ZM84 72H85V71H84ZM153 72H155V71H153ZM160 72H161V71H160ZM160 72H159V73H160ZM170 72H171V71H170ZM170 72H168L167 74H169ZM175 72H176V71H175ZM222 72H223V71H222ZM241 72H242V71H241ZM241 72H240V73H241ZM5 73H4V74H5ZM43 73H44V72H43ZM50 73H51V72H50ZM58 73H61V72H58ZM78 73H77V74H78ZM111 73H112V72H111ZM143 73H144V72H143ZM155 73H156V72H155ZM159 73H158V74H159ZM177 73H178V72H177ZM183 73H184V72H183ZM211 73H212V72H211ZM251 73H252V72H251ZM1 74L3 75V73H1ZM7 74H8V72H7ZM9 74H8V75H9ZM65 74H66V73H65ZM68 74H69V73H68ZM100 74H101V73H100ZM163 74H164V73H163ZM167 74H166V75H167ZM185 74H186V73H185ZM189 74H190V73H189ZM23 75H24V74H23ZM54 75H56V73H54ZM63 75H64V74H63ZM79 75H80V74H79ZM98 75H99V74H98ZM170 75H171V74H169V76H170ZM175 75H176V74H175ZM182 75H183V74H182ZM210 75H211V74H210ZM212 75H213V74H212ZM216 75H217V74H216ZM216 75H214V76H216ZM221 75H222V74H221ZM10 76H11V75H10ZM47 76H49V74H48ZM52 76H53V75H52ZM65 76H66V75H65ZM106 76H107V74H106ZM136 76H137V75H136ZM150 76H151V75H150ZM150 76H149V77H150ZM152 76H153V75H152ZM155 76L157 77V75H155ZM159 76H160V75H159ZM223 76H224V75H223ZM223 76H221V78H222ZM5 77H7V76L5 75ZM12 77H13V76H12ZM49 77H50V76H49ZM55 77H56V76H55ZM61 77L63 78V76H61ZM68 77H70V76H68ZM86 77H87V76H86ZM86 77H85V78H86ZM88 77H89V76H88ZM121 77H122V76H121ZM121 77H120V78H121ZM143 77H144V76H143ZM170 77H171V76H170ZM170 77H169V78H170ZM173 77H174V76H173ZM191 77H192V76H191ZM191 77H190V78H191ZM209 77H211V76H209ZM216 77H217V76H216ZM238 77H239V76H238ZM244 77H246V76H244ZM249 77H252V75L249 76ZM13 78H14V77H13ZM23 78H25V77H23ZM42 78H44V77H42ZM92 78H93V77H92ZM94 78H95V77H94ZM96 78H97V76H96ZM112 78H113V77H112ZM114 78H115V77H114ZM157 78H158V77H157ZM194 78H195V77H194ZM194 78L192 77L193 80H194ZM206 78H207V77H206ZM214 78H215V77H214ZM233 78H234V77H233ZM240 78H241V77H240ZM252 78H253V77H252ZM8 79H10V78H8ZM20 79H21V78H20ZM53 79L55 80V78H53ZM90 79H91V77H90ZM140 79H141V77H140ZM164 79H165V78H164ZM170 79H171V78H170ZM174 79H176V78H174ZM185 79H186V78H185ZM207 79H208V78H207ZM217 79H218V78H217ZM217 79H216V80H217ZM222 79H223V78H222ZM234 79H236V78H234ZM57 80H59L60 82L63 81V80H60V79H59V75H58ZM69 80H70V82H69ZM71 80H72V79H69V78H68V83H69V85H70V83H71ZM87 80H88V79H87ZM118 80H120V79H117V81H118ZM122 80H123V79H121V82H122ZM142 80H148V82L145 81V83H148V84L150 85V83H149V79H148V78H147V79H143V78H142ZM168 80H169V79H168ZM168 80H167V83H168ZM171 80H172V79H171ZM180 80H181V79H180ZM180 80H178V81L180 82ZM182 80H183V79H182ZM195 80H196V79H195ZM208 80H209V79H208ZM218 80H219V79H218ZM236 80H237V79H236ZM239 80H240V79H239ZM245 80H246V79H245ZM245 80H244V81H245ZM64 81H65V80H64ZM132 81H134V79H133ZM135 81H138V80H135ZM174 81H175V80H174ZM174 81H173V82H174ZM176 81H177V79H176ZM183 81H184V80H183ZM183 81H182V82H183ZM188 81H189V80H188ZM234 81H235V80H234ZM244 81H243V79H242V83H243ZM9 82H10V81H9ZM9 82H7V83L9 84ZM66 82H67V81H66ZM72 82H73V81H72ZM141 82H142V81H141ZM154 82H155V81H154ZM154 82H153V83H154ZM158 82H159V81H158ZM164 82H165V81H164ZM195 82H196V81H195ZM203 82H204V80H203ZM210 82H211V81L209 80V83H210ZM212 82L214 83L213 80H212ZM220 82H221V81H220ZM232 82H233V81H232ZM245 82H246V81H245ZM245 82H244V83H245ZM249 82H250V81H249ZM7 83H6V84H7ZM63 83H64V82H63ZM98 83H100V82H98ZM98 83H97V84H98ZM117 83H118V82H117ZM117 83H116V84H117ZM143 83H144V82H142V85H143ZM156 83H157V81H156ZM160 83H161V82H160ZM174 83H175V82H174ZM190 83H191V82H190ZM240 83H241V82H240ZM246 83H247V82H246ZM11 84H12V83H11ZM13 84H14V83H13ZM21 84H22V83H21ZM42 84H43V83H42ZM76 84H79V83H76ZM88 84H89V83H88ZM119 84H120V83H119ZM132 84H133V82L131 83V85H132ZM151 84H152V83H151ZM177 84H178V83H177ZM210 84H211V83H210ZM215 84H216V83H215ZM218 84H219V83H218ZM232 84H233V83H231V87H233ZM249 84H250V83H249ZM85 85H86L87 88H88V85H87V84H85ZM92 85H93V84L90 83V86H92ZM140 85H141V84H140ZM152 85H153V84H152ZM155 85H156V84H155ZM170 85H171V84H170ZM182 85H183V83H182V84L180 83L179 89H180V87H181ZM184 85H186V84H184ZM187 85H188V84H187ZM191 85H192V84H191ZM194 85H195V83H194ZM197 85H198V84H197ZM250 85H251V84H250ZM253 85H254V84H253ZM253 85H252V86H253ZM7 86H10V85H7ZM7 86H6L5 88H7ZM51 86H53V85H51ZM51 86H49V87H51ZM75 86H76V85H75ZM78 86H79V85H78ZM93 86H95V85H93ZM96 86H97V85H96ZM115 86H116V85H115ZM144 86H146V85H144ZM147 86H148V85H147ZM173 86L175 87V84H174V85H171L172 88H173ZM177 86H178V85H177ZM19 87H20V86H19ZM23 87H25V86H23ZM31 87H32V86H31ZM47 87H48V86H47ZM80 87H81V86H80ZM80 87H78V88L80 89ZM130 87H131V86H130ZM135 87H136V86H135ZM148 87H149V86H148ZM148 87H146V88H148ZM150 87H152V86H150ZM156 87H157V86H156ZM161 87L163 88V86H161ZM184 87H185V86H184ZM194 87H195V86H193V88H194ZM199 87H200V85H199ZM224 87H225V86H224ZM224 87H223V89H224ZM229 87H230V86H229ZM229 87L227 86L229 93H231V90H229ZM236 87H237V86H236ZM239 87H240V86H239ZM5 88H4V89H5ZM10 88H11V87H10ZM10 88H9V89H10ZM12 88H15V87L13 86ZM37 88H38V87H37ZM51 88H52V87H51ZM93 88H94V87H93ZM95 88L98 89V86L95 87ZM101 88H102V87H101ZM162 88H160V89H162ZM169 88H170V87H169ZM177 88H178V87H177ZM191 88H192V87H191ZM195 88H196V87H195ZM195 88H194V89H195ZM201 88H202V87H201ZM205 88H206V87H205ZM208 88H209V86H208ZM242 88H244V85H243V84H242ZM252 88H253V87H252ZM20 89H21V87H20ZM23 89H24V88H23ZM27 89H29V88H27ZM34 89H35V88H34ZM46 89H48V88H46ZM52 89H53V88H52ZM129 89H130V88H129ZM129 89H128V90H129ZM141 89H142V88H141ZM153 89H154V88H153ZM155 89H156V88H155ZM185 89H187V88H185ZM223 89H222V90H223ZM233 89H234V88H233ZM237 89H238V88H237ZM239 89H241V88H239ZM249 89H250V88H249ZM10 90H11V91H15L16 89H15V90L10 89ZM35 90H36V89H35ZM39 90L43 92L45 89L41 90V89L39 88ZM39 90H38V91H39ZM48 90H50V89H48ZM48 90H47V91H48ZM65 90H66V89H65ZM86 90H87V89H86ZM89 90H90V88H89ZM92 90H94V89H92ZM148 90H150V89H148ZM163 90H164V89H163ZM163 90H162V92H160L161 90H160V91H157V92H160V93L162 94V93H163ZM174 90H177V89H174ZM189 90H190V89H189ZM196 90H197V89H196ZM196 90H194V91H196ZM208 90H209V89H208ZM211 90H212V89H211ZM224 90H226V89H224ZM235 90H236V89H235ZM27 91H28V90H27ZM32 91H34V90H32ZM40 91H39V92H40ZM47 91H46V92H47ZM54 91H57V90H53V91L50 90L49 92L52 93V92H54ZM94 91H95V90H94ZM130 91H131V90H130ZM146 91H147V89H146ZM152 91H153V90H152ZM182 91H183V89H182ZM185 91H186V90H185ZM190 91H191V90H190ZM199 91H200V90H199ZM215 91H216V90H215ZM236 91H237V90H236ZM239 91H240V90H239ZM7 92H9V91H7ZM20 92H21V91H20ZM42 92H41V93H42ZM49 92H47V93H49ZM59 92H60V91H59ZM81 92H82V91H81ZM81 92H80L79 94H81ZM83 92H84V91H83ZM89 92H91V91H89ZM103 92H104V90H103ZM126 92H127V91H126ZM143 92H144V90H143ZM147 92H148V91H147ZM183 92H184V91H183ZM0 93H1V92H0ZM10 93H11V92H10ZM22 93H23V92H22ZM24 93H25V91H24ZM44 93H45V91L43 92V95H44ZM67 93H68V92H67ZM69 93H70V92H69ZM107 93H108V92H107ZM120 93H121V92H120ZM120 93H118V95H119ZM127 93H128V92H127ZM130 93H131V92H130ZM155 93H156V92H155ZM155 93H154V94H155ZM165 93H166V91H165ZM165 93H164V94H165ZM175 93H177V91H176ZM179 93H181V92L179 91ZM224 93H225V92H224ZM52 94H53V93H52ZM52 94H51V96H53ZM54 94H56V93L54 92ZM62 94L64 95V93H62ZM62 94H61L60 96L58 95V97H61ZM84 94H85V93H84ZM95 94H96V93H95ZM97 94H98V93H97ZM137 94H138V93H137ZM145 94H146V93H145ZM177 94H178V93H177ZM209 94H210V92H209ZM212 94L214 95V93H212ZM231 94H232V93H231ZM239 94H240V95H239ZM239 94L237 95V96H239V97H237V98H240V97L243 96L242 93H239ZM251 94H252V93H251ZM32 95H36V94H32ZM68 95H69V94H68ZM70 95H71V94H70ZM70 95H69V96H70ZM106 95H107V94H106ZM106 95H105V96H106ZM121 95H122V94H121ZM121 95H120V96H121ZM124 95H125V94H124ZM124 95H123V96H124ZM134 95H135V94H134ZM134 95H133V96H134ZM149 95H150V94H148V97H149ZM157 95H158V94H157ZM171 95H172V94H171ZM193 95H195V94H193ZM203 95H205V94H203ZM26 96H27V94H26ZM28 96H29V94H28ZM28 96H27V97H28ZM55 96H56V95H55ZM66 96H67V94H66ZM66 96H65V97H66ZM80 96H81V95H80ZM88 96H90V95H88ZM88 96H87V97H88ZM94 96H95V95H94ZM94 96H92V97H94ZM97 96H99V95H97ZM111 96H112V95H111ZM169 96H170V95H169ZM177 96H178V95H177ZM222 96L224 97V95H222ZM15 97H16V96H15ZM67 97H68V96H67ZM113 97H114V96H113ZM130 97H131V96H130ZM135 97H136V96H135ZM151 97H152V96H151ZM151 97H150V98H151ZM155 97L157 98L156 95H155ZM155 97H154V98H155ZM185 97H186V96H185ZM200 97H202V96H200ZM203 97H204V96H203ZM203 97H202V98H203ZM210 97H211V96H210ZM210 97H209V99H210ZM215 97H216V96H215ZM227 97H229V96H227ZM9 98H10V95H9ZM16 98H17V97H16ZM31 98H32V96H31ZM45 98L47 99V98H49V97H46V96H45ZM116 98H117V97H116ZM119 98H120V97H119ZM119 98H118V99H119ZM138 98H139V97H138ZM158 98H159V96H158ZM219 98H220V97L218 96V99H219ZM243 98H244V96H243ZM243 98H242V100H244ZM32 99H33V98H32ZM54 99H55V98H54ZM56 99H57V97H56ZM62 99H63V97H62ZM62 99H61V101H62ZM70 99H71V98H70ZM81 99H82V98H81ZM85 99H86V101H87V98H86V97H85ZM85 99H84V100H85ZM89 99H90V98H89ZM89 99H88V100H89ZM105 99H106V97H105ZM118 99H116V100L119 101L120 99H119V100H118ZM129 99H130V98H129ZM144 99H145V97H144ZM167 99H169V97H168ZM167 99H166V100H167ZM185 99H186V98H185ZM185 99H184V100H185ZM211 99H212V98H211ZM221 99H223V98L221 97ZM240 99H241V98H240ZM3 100H4V99H3ZM3 100L1 99V101H3ZM16 100H18V99H16ZM68 100H69V99H68ZM109 100H110V99H109ZM109 100H107V101H109ZM116 100H115V101H116ZM131 100H132V99H131ZM133 100H134V99H133ZM159 100H160V99H159ZM195 100H196V99H195ZM219 100H220V99H219ZM227 100H228V99H227ZM227 100H226V101H227ZM236 100H237V99H236ZM236 100H234V101H236ZM34 101H35V99H34ZM34 101H33V104L36 102V101H35V102H34ZM42 101H43V100H42ZM42 101H41V102H42ZM58 101H59V99H58ZM61 101H60V102H61ZM107 101H106V102H107ZM148 101H149V99H148ZM152 101H153V97H152ZM152 101H150V102H151V103H154V102H152ZM161 101H162V100H161ZM188 101H189V100H188ZM196 101H197V100H196ZM224 101H225V99H224ZM228 101H229V100H228ZM253 101H254V100H253ZM4 102H5V101H4ZM6 102H7V99H6ZM6 102H5V103H6ZM47 102H48V101H47ZM50 102H51V101H50ZM111 102H112V101H111ZM122 102H123V101H122ZM132 102H133V101H132ZM198 102H199V101H198ZM218 102H219V101H217V103H218ZM222 102H223V101H222ZM222 102L220 101V103H222ZM229 102H230V101H229ZM11 103H12V100H11ZM11 103H10V104H11ZM13 103H14V102H13ZM51 103H52V102H51ZM64 103H65V102L63 101V104H64ZM80 103H81V101H80ZM102 103H103V102H102ZM104 103H105V102H104ZM104 103H103V104H104ZM113 103H114V102H113ZM115 103H117V102H115ZM184 103H185V102H184ZM193 103H194V102H193ZM210 103H212V101H211ZM243 103H244V102H243ZM243 103H241V104H243ZM2 104H3V103H2ZM14 104H15V103H14ZM37 104H38V103H37ZM82 104H83V103H82ZM86 104L89 105V103H86ZM121 104H122V103H121ZM145 104L147 105V103H145ZM181 104H182V102H181ZM189 104H190V102H189ZM208 104H209V103H208ZM76 105H77V104H76ZM76 105H75V106H76ZM90 105H91V104H90ZM97 105H98V103H97ZM110 105H111V104H110ZM129 105H130V104H129ZM133 105H134V104H133ZM146 105H145V106H146ZM152 105H153V104H151L150 108L153 107ZM154 105H156V104L154 103ZM178 105H179V103H178ZM184 105H185V104H183V106H184ZM193 105H194V104H193ZM201 105H203V104H201ZM205 105H206V104H205ZM8 106H9V105H8ZM10 106H11V105H10ZM10 106H9V109H10ZM37 106H40V105L38 104ZM80 106H81V104H80ZM83 106H84V105H83ZM113 106L115 107L116 105L114 104ZM125 106H126V105H125ZM141 106L143 107V105H141ZM145 106H144V108H146ZM161 106H162V105H161ZM161 106H160V107H161ZM180 106H181V105H180ZM187 106H189V105H187ZM190 106H192V105H190ZM190 106H189V107H190ZM199 106H200V105H199ZM221 106H222V105H221ZM225 106H226V105H225ZM231 106H232V105H231ZM244 106H245V104H244ZM6 107H7V105H6ZM11 107H12V106H11ZM40 107H41V106H40ZM85 107H86V106H85ZM93 107H94V105H93ZM126 107H128V106H126ZM138 107H139V106H138ZM189 107H188V109H190ZM202 107H203V106H202ZM207 107H208V106H207ZM209 107L213 108V107L210 106V105H209ZM249 107H250V106H249ZM14 108H16L15 105H14ZM31 108H32V105H31ZM78 108H79V107H78ZM88 108H89V107H88ZM91 108H92V107H91ZM117 108H118V107H117ZM134 108H136V107H134ZM148 108H149V107H148ZM148 108H147V109H148ZM179 108H180V107H179ZM200 108H201V107H200ZM200 108H199V109H200ZM215 108H216V107H215ZM12 109H13V108H12ZM35 109H36V108H35ZM68 109H69V108H68ZM68 109L66 108L67 111H68ZM94 109L97 110L96 107H95ZM113 109L115 110V108H113ZM156 109H157V107H156ZM158 109H159V108H158ZM158 109H157V112H158ZM162 109H164V110H162V111H165V108L162 107ZM239 109H240V108H239ZM5 110H6V109H5ZM14 110H15V109H14ZM23 110H24V108L22 109V111H23ZM25 110H27L26 107H25ZM33 110H34V109H32V111H33ZM89 110H91V109H89ZM99 110L101 111L102 109L100 108ZM108 110H109V109H108ZM110 110H112V109L110 108ZM143 110H144V109H143ZM154 110H155V108H154L153 110H151V111L155 112L156 110H155V111H154ZM177 110H178V109H177ZM180 110L183 111V109H180ZM208 110H209V109H208ZM211 110H212V109H211ZM222 110H223V109H222ZM241 110H242V109H241ZM17 111H18V110H17ZM17 111H15V112L17 113ZM27 111H28L29 113H32V112H30L31 110L29 111V109H28ZM27 111H26V112H27ZM36 111H37V110H36ZM44 111H45V110H44ZM91 111H92V110H91ZM105 111H106V110H105ZM135 111L137 112V108H136ZM168 111H170V110H166V112H168ZM173 111H174V110H173ZM173 111H172V112H173ZM197 111H199V110H197ZM201 111H202V110H201ZM205 111H206V110H205ZM218 111H219V109H218ZM220 111H221V110H220ZM239 111H240V110H239ZM15 112H13V113H15ZM23 112H24V111H23ZM45 112H46V111H45ZM45 112H44V113H45ZM85 112H86V111H85ZM103 112H104V110L102 111V113H103ZM148 112H150V110H149ZM153 112H152V114H153ZM177 112H178V111H177ZM180 112H181V111H180ZM211 112H212V111H211ZM224 112H225V111H224ZM224 112H223V113H224ZM263 112H264V111H263ZM20 113H21V112H20ZM36 113H38V111H37ZM36 113H35V114H36ZM108 113H109V112H108ZM119 113L121 114L122 112L119 111L118 114H119ZM138 113H139V112H138ZM142 113H143V112H142ZM159 113H160V111H159ZM168 113H169V112H168ZM183 113H184V112H183ZM202 113H203V112H202ZM215 113H216V112H215ZM215 113H214V114H215ZM218 113H219V112H218ZM239 113H241V112H239ZM10 114H11V113H10ZM32 114H33V113H32ZM38 114H39V113H38ZM46 114H47V113H46ZM52 114H53V113H52ZM58 114H59V113H58ZM60 114H61V113H60ZM62 114H64V113H62ZM65 114H66V113H65ZM65 114H64V115H65ZM69 114H70V113H69ZM96 114H97V113H96ZM115 114H116V113H115ZM122 114H123V113H122ZM144 114H145V113H144ZM149 114H150V113H149ZM152 114H151V115H152ZM154 114H155V113H154ZM154 114H153V115H154ZM160 114H161V113H160ZM162 114H163V113H162ZM171 114H172V113H171ZM193 114H194V113H193ZM227 114H228V112H227ZM259 114H260V113H259ZM8 115H9V114H8ZM40 115H41V114H40ZM87 115H88V114H87ZM92 115H93V114H92ZM100 115H101V114H100ZM104 115H105V114H104ZM107 115L109 116V114H107ZM111 115H112V114H111ZM111 115H110V117H111ZM113 115H114V114H113ZM113 115H112V116H113ZM124 115H125V113H124L122 116H124ZM132 115H133V114H132ZM139 115H140V114H139ZM163 115H164V114H163ZM163 115H162V116H163ZM194 115H195V114H194ZM199 115H201V114H199ZM220 115H221V114H220ZM3 116H4V114H3ZM18 116H19V115H18ZM35 116H36V115H35ZM62 116H63V115H62ZM72 116H73V115H72ZM79 116H80V115H79ZM79 116H78V117H79ZM84 116H85V115H84ZM89 116H90V115H89ZM130 116H131V115H130ZM154 116H155V115H154ZM157 116H158V114H157ZM185 116H186V115H185ZM210 116H211V115H210ZM8 117H9V116H8ZM10 117H11V116H10ZM36 117H37V116H36ZM38 117H39V116H38ZM52 117H53V116H52ZM63 117H64V116H63ZM74 117H76V116H74ZM78 117H77V118H78ZM91 117H92V116H91ZM91 117H90V118H91ZM104 117H105V116H104ZM104 117H103V118H104ZM114 117H116V116H113L112 118H114ZM118 117H119V116H117V118H118ZM125 117H126V116H125ZM131 117H132V116H131ZM145 117H147V116H145ZM148 117H151V116L149 115ZM159 117H161V116H159ZM166 117H167V116H166ZM166 117H165V118H166ZM173 117H176V116L173 115ZM173 117H172V119H173ZM181 117H182V116H181ZM40 118H43V116L40 117ZM47 118H48V115H47ZM59 118H60V117H59ZM66 118H67V117H66ZM81 118H82V117H81ZM127 118H128V116H127ZM157 118H158V117H157ZM167 118H168V117H167ZM170 118H171V117H170ZM177 118H178V116L175 118L176 121L179 119V118H178V119H177ZM183 118H184V117H183ZM196 118H197V117H196ZM201 118H202V116H201ZM201 118H200V119H201ZM18 119H21V118L18 117ZM45 119H46V115H45ZM49 119H50V118H49ZM49 119H47V120H49ZM60 119H62V118H60ZM69 119H70V116H69ZM72 119L74 120V118H72ZM96 119H97V118H96ZM162 119H164V118L162 117ZM191 119H192V118H191ZM198 119H199V118H198ZM200 119H199V120H200ZM243 119H244V118H243ZM247 119H248V118H247ZM249 119H250V118H249ZM251 119H252V118H251ZM251 119H250V120H251ZM7 120H8V119H7ZM22 120H23V119H22ZM47 120H46V125H47ZM54 120H56V119H55V116H54ZM63 120H64V119H63ZM66 120H67V119H66ZM70 120H71V119H70ZM77 120H78V119H77ZM89 120H91V119H89ZM92 120H93V119H92ZM113 120H114V119H113ZM122 120H123V119H122ZM125 120H126V122H127V119H125ZM131 120H132V122L134 121L133 118H132V119L130 118V121H131ZM149 120H150V119H149ZM159 120H161V119L159 118ZM217 120H218V119H217ZM220 120H221V119H220ZM225 120H226V119H225ZM225 120H224V121H225ZM250 120H249V121H250ZM8 121H9V120H8ZM14 121H15V120H14ZM24 121H25V120H24ZM35 121H36V120H35ZM68 121H69V120H68ZM81 121H82V120H80V122H81ZM86 121H87V120H86ZM130 121H129V122H130ZM174 121H175V120H174ZM195 121H196V120H195ZM213 121H215V120H213ZM249 121H248V122H249ZM258 121H259V120H258ZM48 122H49V121H48ZM71 122H72V120H71ZM71 122H70V123H71ZM77 122H78V121H77ZM104 122H105V121H104ZM153 122H154V121H153ZM157 122H158V121H157ZM170 122H171V121H170ZM177 122H178V121H177ZM181 122H182V121H181ZM211 122H212V121H211ZM236 122H237V121H236ZM236 122H235V123H236ZM15 123H16V122H15ZM27 123H28V122H27ZM32 123H33V122H32ZM50 123H51V122H50ZM87 123H89V121H88ZM97 123H98V122H97ZM106 123H107V122H106ZM116 123H118V122H116ZM116 123H115V124H116ZM124 123H125V121H124ZM133 123H134V122H133ZM135 123H136V121H135ZM178 123H179V122H178ZM178 123H177V124H178ZM185 123H186V122H184V124H185ZM206 123H207V122H206ZM208 123H209V122H208ZM213 123H214V122H213ZM235 123H234V124H235ZM237 123H238V122H237ZM252 123H254V122H252ZM79 124H80V123H79ZM79 124H78V125H79ZM82 124H83V122H82ZM82 124H81V125H82ZM85 124H86V123H85ZM94 124H95V123H94ZM94 124H93V125H94ZM100 124H101V123H100ZM187 124H188V126H189V123H187ZM187 124H185V125H187ZM192 124H193V123H191V125H190L189 127L193 126ZM229 124H230V123H229ZM229 124H227V126H229ZM13 125H14V124H13ZM53 125L55 126V123H54ZM87 125H88V124H87ZM89 125H90V124H89ZM91 125H92V124H91ZM103 125H104V124H103ZM125 125H126V124H125ZM134 125H135V124H134ZM134 125H133V126H134ZM181 125H182V124H181ZM194 125H196V124H194ZM213 125H214V124H213ZM230 125H231V124H230ZM6 126H7V125H6ZM11 126H12V125H11ZM48 126H49V124H48ZM48 126H47V127H48ZM101 126H102V125H101ZM121 126H122V125H121ZM131 126H132V125H131ZM131 126H130V127H131ZM183 126H184V125H183ZM183 126H182V127H183ZM198 126L200 127L201 125L198 124ZM12 127H13V126H12ZM23 127H24V125H23ZM44 127H45V126H44ZM60 127H61V126H60ZM72 127H73V125H72ZM124 127H125V126H124ZM127 127H129V126L127 125ZM146 127H147V126H146ZM176 127H177V126H176ZM176 127H175V128H176ZM185 127H186V126H185ZM201 127H202V126H201ZM206 127H207V126H206ZM220 127H222V126L220 125ZM230 127H231V126H230ZM235 127H237V126H235ZM13 128H14V127H13ZM57 128H58V127H57ZM70 128H71V127H70ZM81 128H82V126H81ZM101 128H104V127L102 126ZM149 128H151V127H149ZM223 128H224V126H223ZM23 129H24V128H23ZM47 129H48V128H47ZM72 129H73V128H72ZM74 129H76V128H74ZM74 129H73V130H74ZM91 129H92V128H91ZM152 129H154V128H152ZM196 129H197V128H196ZM204 129H205V128H204ZM220 129H221V128H220ZM239 129H240V128H239ZM8 130H9V129H8ZM8 130H6V131H8ZM24 130H25V129H24ZM28 130H29V129H28ZM39 130H41V129H39ZM59 130H60V129H59ZM64 130H65V129H64ZM73 130H71V131H73ZM86 130L89 131L90 129L88 128V129H86ZM205 130H206V129H205ZM208 130H211V129H208ZM36 131H37V130H36ZM44 131H45V130H44ZM44 131L42 130L43 133H44ZM57 131H58V130H57ZM61 131H62V130H61ZM68 131H69V130H68ZM81 131H82V130H81ZM97 131H98V129H97ZM126 131H128V130H126ZM131 131H132V130H131ZM131 131H129V132H131ZM147 131H149V130H147ZM150 131L152 132V130H150ZM13 132H14V131H13ZM13 132H12V133H13ZM29 132L32 133V131H29ZM48 132H49V130H47V133H48ZM53 132H54V131H53ZM75 132H76V130H75ZM101 132H102V130H101ZM115 132H117V130H115ZM154 132H155V130H154ZM154 132H153V133H154ZM160 132H161V131H160ZM205 132H206V131H205ZM209 132H210V131H209ZM215 132H216V131H215ZM22 133H23V132H22ZM25 133H27V131H26ZM25 133H24V134H25ZM34 133H35V130H34ZM60 133H61V132H60ZM63 133H64V132H63ZM65 133H66V132H65ZM71 133H73V135H71V137L73 136V139H74V132H71ZM95 133H98V132H95ZM95 133H94V135H95ZM121 133H122V132H121ZM156 133H157V132H156ZM173 133H174V132H173ZM207 133H208V132H207ZM243 133H244V132H243ZM243 133H242V134H243ZM32 134H33V133H32ZM32 134H31V135H32ZM38 134H39V133H38ZM44 134H45V133H44ZM57 134H58V133H57ZM80 134H81V135L78 136L79 138L82 137V133H80ZM90 134H91V132H90ZM128 134H129V133H128ZM160 134H161V133H160ZM183 134H184V133H183ZM189 134H190V133H189ZM205 134H206V133H205ZM208 134H209V133H208ZM210 134H211V133H210ZM10 135H11V134H10ZM25 135L27 136V134H25ZM36 135H37V132H36ZM39 135H40V134H39ZM76 135H77V133H76ZM84 135H85V134H84ZM88 135H89V134H88ZM113 135H114V134H113ZM118 135H119V134H118ZM121 135H122V134H121ZM121 135H120V136H121ZM123 135H124V134H123ZM146 135H147V134H146ZM153 135H154V134H153ZM153 135H152V136H153ZM184 135H185V134H184ZM184 135H183V136H184ZM186 135L188 136V134H186ZM199 135H200V134H199ZM202 135H203V134H202ZM212 135H214V134H212ZM240 135H241V134H240ZM240 135H239V136H240ZM244 135H245V134H244ZM15 136H16V135H15ZM15 136H14V137H15ZM28 136H29V135H28ZM42 136H43V134H42ZM48 136H49V135H48ZM80 136H81V137H80ZM158 136H159V135H158ZM158 136H157V137H158ZM196 136H197V135H196ZM203 136H204V135H203ZM203 136H202V137H203ZM17 137H18V136H17ZM29 137H30V136H29ZM49 137H50V136H49ZM62 137H63V135H62ZM75 137H76V136H75ZM78 137H77V138H78ZM83 137H84V136H83ZM109 137H111V135H110ZM114 137H115V136H114ZM165 137H166V136H165ZM179 137H180V139H183L180 135H179ZM185 137H186V136H185ZM192 137H193V136H192ZM198 137H199V136H198ZM221 137H222V136H221ZM234 137H235V136H234ZM12 138H13V137H12ZM27 138H28V137H27ZM86 138H87V136L84 137V139H86ZM103 138H104V137H103ZM155 138H156V137H155ZM175 138H176V137H175ZM205 138H206V137H205ZM229 138H230V137H229ZM10 139H11V137H10ZM22 139H23V138H22ZM34 139H35V138H34ZM34 139L32 138V141H33ZM69 139H70V138H69ZM84 139H83V140H84ZM87 139H88V138H87ZM87 139H86V140H87ZM106 139H107V137H106ZM180 139H178V140H180ZM186 139H187V138H186ZM189 139H190V138H189ZM189 139H188V140H189ZM191 139H192V138H191ZM199 139H200V138H199ZM208 139H209V138H208ZM243 139H244V138H243ZM248 139H250V138H248ZM11 140H12V139H11ZM29 140H30V139H29ZM81 140H82V139H81ZM91 140L94 141V139H91V137H90V140L87 141V142H90ZM96 140H97V139H96ZM107 140H108V139H107ZM173 140H174V139H173ZM192 140H193V139H192ZM195 140H196V139H195ZM200 140H201V139H200ZM200 140H199V141H200ZM203 140H204V139H203ZM210 140H211V139H210ZM212 140H213V139H212ZM233 140H234V138L231 139V143H233ZM236 140H237V139H236ZM236 140H234V141H236ZM16 141H17V140H16ZM113 141H114V140H113ZM125 141H126V140H125ZM184 141H186V140H184ZM184 141H182V142H184ZM201 141H202V140H201ZM223 141H224V140H223ZM223 141H222V139H221V142H223ZM248 141H250V140H248ZM55 142H56V141H55ZM70 142H71V141H70ZM76 142H77V141H76ZM78 142H79V141H78ZM191 142H192V141H191ZM210 142H211V141H210ZM252 142H253V141H252ZM13 143H14V141H13ZM23 143H24V142H23ZM25 143H26V142H25ZM25 143H24V145H25ZM32 143H34V142H32ZM109 143H110V142H109ZM127 143H128V142H127ZM173 143H174V142H173ZM201 143H202V142H201ZM217 143H218V142H217ZM226 143H227V142H226ZM226 143H225V144H226ZM231 143H230V144H231ZM244 143H245V142H244ZM250 143H251V141H250ZM14 144H15V143H14ZM82 144H83V143H82ZM101 144H103V143H101ZM120 144H121V143H118L119 146H120ZM182 144H183V143H182ZM192 144H193V146H194V143H192ZM203 144H204V141H203ZM251 144H252V143H251ZM78 145H79V143H78ZM85 145H86V143H85ZM90 145H91V144H90ZM96 145H98V144H96ZM160 145H161V144H160ZM171 145H172V143H171ZM178 145H179V144H178ZM232 145H233V144H232ZM240 145H241V144H240ZM240 145H238V147H239ZM243 145H244V144H243ZM256 145H257V144H256ZM61 146H62V145H61ZM92 146H93V145H92ZM112 146H113V145H112ZM112 146H111V147H112ZM125 146H127V145H125ZM161 146H162V145H161ZM161 146H160V147H161ZM197 146H198V145H197ZM211 146H212V145H211ZM217 146H218V145H217ZM220 146H221V145H220ZM50 147H51V146H50ZM54 147H55V146H54ZM132 147H133V146H132ZM185 147H186V145H185ZM189 147H190V146H189ZM191 147H192V145H191ZM194 147H195V146H194ZM203 147H204V145H203ZM205 147H206V146H205ZM235 147H237V146H235ZM238 147H237V148H238ZM245 147H246V146H245ZM254 147H255V146H254ZM7 148H8V147H7ZM15 148H16V147H15ZM19 148H20V147H19ZM28 148H29V147H28V145H27V149H28ZM40 148H42V147H40ZM43 148H44V147H43ZM56 148H58V146H57ZM79 148H80V147H79ZM82 148H83V147H82ZM116 148H117V147H116ZM168 148H169V147H168ZM178 148H179V147H178ZM180 148H181V147H180ZM219 148H220V147H219ZM230 148L232 149V147H230ZM256 148H257V147H255V149H256ZM258 148H260V147H258ZM261 148H262V147H261ZM16 149H17V151H18V148H16ZM45 149H46V148H45ZM45 149H44V150H45ZM48 149L51 150V148H49V147H48ZM48 149H47V150H48ZM59 149H60V148H59ZM88 149H90V148H88ZM88 149H86V150H88ZM111 149H113V148H111ZM111 149H109V150H110V152L112 153V150H111ZM131 149H132V148H131ZM157 149H158V148H157ZM160 149H161V148H160ZM163 149H164V147H163ZM165 149H166V148H165ZM182 149H183V148H182ZM192 149H193V147L190 149V151H191ZM196 149H197V148H196ZM196 149H194V150L197 151ZM226 149H227V148H226ZM255 149H254V150H255ZM262 149H263V148H262ZM35 150H36V149H35ZM37 150H38V149H37ZM42 150H43V149H41V152H42ZM50 150H49V151H50ZM52 150H53V148H52ZM55 150L58 151V149H55ZM63 150H64V149L62 148V151H63ZM90 150H91V149H90ZM101 150H102V149H101ZM126 150H127V149H126ZM133 150H134V149H133ZM142 150H143V149H142ZM186 150H187V149L185 148V151H186ZM235 150H237V149H235ZM239 150H240V148H239ZM254 150H253V151H254ZM256 150H257V149H256ZM256 150H255V151H256ZM29 151H30V150H29ZM45 151H46V150H45ZM65 151H66V150H65ZM104 151H106V149H105ZM128 151H130V150H128ZM160 151H161V150H160ZM162 151H163V150H162ZM178 151H179V150H178ZM192 151H193V150H192ZM224 151H225V150H224ZM233 151H234V150H233ZM248 151H249V150H248ZM32 152H33V151H32ZM39 152H40V151H39ZM41 152H40V153H41ZM43 152H44V151H43ZM43 152H42V153H43ZM47 152H48V151H47ZM54 152H55V151H54ZM60 152H61V151H60ZM60 152H59V153H60ZM63 152H64V151H63ZM63 152H62V153H63ZM67 152H68V151H66V152H64V153H66V154L68 155V154H70V153L73 152V151H71L70 153H69V152L67 153ZM75 152H76V150H75ZM116 152H117V151H116ZM116 152L113 151L114 154H115ZM130 152H132V151H130ZM130 152H129V153H130ZM182 152H184V151L182 150ZM208 152H209V151H208ZM215 152H216V151H215ZM258 152H261V150L258 151ZM8 153H9V152H8ZM10 153H11V152H10ZM10 153L8 154L9 156H10ZM12 153H13V152H12ZM57 153H58V152H57ZM62 153H60V154H62ZM80 153H81V152H80ZM101 153H102V152H101ZM105 153H106V152H105ZM105 153H104V154H105ZM108 153H109V152H108ZM117 153H118V152H117ZM119 153H120V152H119ZM119 153H118V154H119ZM121 153H122V152H121ZM147 153H148V152H147ZM147 153H145V154H147ZM170 153H171V152H170ZM176 153H177V152H176ZM176 153H175V154H176ZM184 153L187 154L188 152H187V153L184 152ZM223 153H224V152H223ZM227 153H229V152H227ZM262 153H263V151H262ZM13 154H14V153H13ZM25 154H28V153H25ZM43 154H44V153H43ZM51 154H53V153H51ZM66 154H65V155H66ZM90 154H91V153H90ZM123 154H124V153H123ZM132 154H133V153L130 154V155H131L130 157H132ZM142 154H143V153H142ZM142 154H141V155H142ZM192 154H194V153L192 152ZM219 154H220V153H219ZM233 154H234V153H233ZM247 154H248V153H247ZM250 154H251V153H250ZM259 154H260V153H259ZM28 155H29V154H28ZM36 155H37V152H36ZM38 155H39V154H38ZM40 155L42 156V154H40ZM44 155H45V154H44ZM48 155H49V153H48ZM62 155H63V154H62ZM67 155H66V156H67ZM73 155H74V154H73ZM81 155H83V154H81ZM109 155H110V154H109ZM124 155H125V154H124ZM133 155H134V154H133ZM173 155H174V154H173ZM188 155H189V154H188ZM190 155H191V152H190ZM215 155H216V153H215ZM225 155H226V154H225ZM261 155H262V154H261ZM11 156H12V155H11ZM15 156H16V154H15ZM30 156H31V154H30ZM46 156H47V155H46ZM78 156H79V155H78ZM78 156H77V157H78ZM91 156H92V155H91ZM125 156H128V157H129V155H125ZM138 156H139V155H138ZM179 156H180V155H179ZM230 156H231V155H230ZM234 156H235V154H234ZM234 156H233V157H234ZM262 156H263V155H262ZM43 157L45 158V156H43ZM48 157H49V156H48ZM61 157H62V156H61ZM68 157H69V156H68ZM72 157H73V156H72ZM72 157H70V158H71V159H75V158H72ZM74 157H75V156H74ZM81 157H82V156H80V158H81ZM83 157H84V156H83ZM89 157H90V156H89ZM95 157H96V156H95ZM142 157H143V156H142ZM147 157H148V156H147ZM150 157H151V156H150ZM173 157H174V156H173ZM182 157H183V156H182ZM193 157H194V156H193ZM208 157H209V156H208ZM220 157H221V156H220ZM263 157H264V156H263ZM34 158H35V157H34ZM44 158H43V159H44ZM49 158H50V157H49ZM92 158H93V157H92ZM98 158H99V157H98ZM201 158H202V156H201ZM203 158H204V157H203ZM254 158H255V157H254ZM261 158H262V157H261ZM6 159H7V158H6ZM24 159H25V158H24ZM60 159H61V158H60ZM85 159H86V157H85ZM102 159H103V158H102ZM105 159H106V157H105ZM111 159H112V158H111ZM170 159H171V158H170ZM207 159H208V158H207ZM214 159H215V158H214ZM227 159H228V158H227ZM28 160H31V159H27V162H28ZM37 160H38V159H37ZM57 160H58V159H57ZM75 160H76V159H75ZM77 160H78V158H77ZM82 160L84 161V158H83ZM98 160H99V159H98ZM112 160H113V159H112ZM121 160H123V159H121ZM127 160H128V158H127ZM211 160H212V159H211ZM246 160H247V159H246ZM256 160H257V159H256ZM259 160H260V159H259ZM43 161H44V160H43ZM43 161H42V162H43ZM63 161H64V160H63ZM108 161H110V160L108 159L107 161H105V164H106ZM125 161H126V160H125ZM201 161H203V160H201ZM254 161H255V160H254ZM254 161H253V162H254ZM5 162H6V161H5ZM23 162H24V161H23ZM36 162H37V161H36ZM57 162H58V161H57ZM57 162L55 161V164H56ZM59 162H60V161H59ZM84 162H85V161H84ZM84 162H83V164H84ZM97 162H98V161H97ZM159 162H160V161H159ZM24 163H26V162H24ZM38 163H39V162H38ZM45 163H47V162H45ZM60 163H61V162H60ZM62 163H63V162H62ZM78 163H79V162H78ZM78 163H77V164H78ZM80 163H82V162L80 161ZM95 163H96V161H95ZM99 163H100V162H99ZM198 163H199V162H198ZM198 163H197V164H198ZM200 163H201V162H200ZM256 163H257V164H258V163L260 164V161H259V162H256ZM263 163H264V162H263ZM3 164H4V163H3ZM8 164H9V163H8V161H7V165H8ZM15 164H16V163H15ZM21 164H22V163H21ZM28 164H29V163H28ZM31 164H32V163H31ZM34 164H35V163H34ZM49 164H51V163H49ZM53 164H54V163H53ZM64 164L66 165V163H64ZM67 164H68V163H67ZM88 164H89V165H92V166H95V165H96V164L93 165V164H91V163H88ZM112 164H113V163H112ZM166 164H168V161H167ZM170 164H171V161H170L169 165H170ZM178 164H179V163H178ZM180 164H181V163H180ZM192 164H193V162H192ZM215 164H216V163H215ZM43 165H44V164H43ZM43 165H42L41 167H44ZM56 165H57V164H56ZM100 165H101V164H100ZM108 165H109V164H108ZM113 165H114V164H113ZM120 165H121V164H120ZM120 165L116 166L115 169H116L117 167H119ZM146 165H147V163H146ZM149 165H151V163H149ZM161 165H162V164H161ZM164 165H165V164H164ZM171 165H172V164H171ZM184 165H185V164H183V166H184ZM193 165H194V164H193ZM199 165H200V164H199ZM199 165L197 166L198 169H199ZM241 165H242V164H241ZM252 165H253V163H252ZM262 165H264V164H262ZM10 166H12L11 162H10ZM15 166L17 167V166H19V165H18V164H17V165H14V163H13V166H12V167H15ZM21 166H22V165H21ZM23 166H24V165H23ZM23 166H22V167H23ZM26 166H28V165L25 164L24 167H26ZM33 166L35 167V165H33ZM38 166H39V165H38ZM46 166H49V165H46ZM53 166H54V165H53ZM76 166H77V165H76ZM79 166H80V165H79ZM83 166H84V165H83ZM83 166H82V167H83ZM98 166H99V164H98ZM109 166H110V165H109ZM114 166H115V165H114ZM129 166H130V165H129ZM151 166H152V165H151ZM167 166H168V165H167ZM167 166H165V167L167 168ZM173 166H174V165H173ZM175 166H176V164H175ZM191 166H192V165H191ZM191 166H190V167H191ZM195 166H196V165H195ZM195 166H194V167H195ZM206 166H207V165H206ZM210 166H211V164H210ZM221 166H223V165H221ZM248 166H249V165H248ZM0 167H1V166H0ZM31 167H32V166H31ZM39 167H40V166H39ZM55 167H56V166H55ZM60 167H61V166H60ZM62 167L65 168V166H62ZM77 167H78V166H77ZM105 167H106V166H105ZM105 167H104V168H105ZM111 167H112V165H111ZM121 167H122V166H121ZM127 167H128V166H127ZM130 167H131V166H130ZM154 167H155V166H154ZM154 167H153V168H154ZM157 167H158V166H156V168H157ZM165 167H164V168H165ZM168 167H169V166H168ZM194 167H193V168H194ZM201 167H202V165H201ZM207 167H208V166H207ZM211 167H212V166H211ZM219 167H220V166H219ZM232 167H233V166H232ZM240 167H241V166H240ZM2 168H3V166H2ZM19 168H20V167H19ZM19 168H18V169H19ZM56 168H57V167H56ZM63 168H62V169H63ZM66 168H67V167H66ZM78 168H79V167H78ZM86 168H87V167H86ZM89 168H90V167H89ZM89 168H88V169H89ZM96 168H97V167H96ZM108 168H109V167H108ZM108 168H106V169H108ZM119 168H120V167H119ZM149 168H151V167L149 166ZM149 168H148V169H149ZM170 168H171V167H170ZM170 168H169V169H170ZM172 168H173V167H172ZM181 168H182V167H181ZM184 168H185V166H184ZM197 168H196V170H197ZM236 168H237V167H236ZM241 168H242V167H241ZM24 169H26V168H24ZM29 169H31V168L29 167ZM47 169H48V168H47ZM59 169H60V168H59ZM59 169H58V171H59ZM80 169L82 170V168H80ZM112 169H113V167H112ZM121 169H123V168H121ZM142 169H143V168H142ZM151 169H152V168H151ZM151 169H150V170H151ZM161 169H162V166H161ZM167 169H168V168H167ZM202 169H203V168H201L200 170L202 171ZM238 169H239V168H238ZM248 169H249V168H248ZM258 169H259V168H258ZM66 170H67V169H66ZM81 170H80V171H81ZM92 170H95V169H92ZM92 170H91V171H92ZM97 170H98V169H97ZM100 170H101V169H100ZM118 170H119V169H118ZM144 170H145V169H144ZM153 170H154V169H153ZM194 170H195V169H194ZM196 170H195V171H196ZM200 170H197V171H200ZM244 170H245V169H244ZM250 170H251V169H250ZM259 170H262V169H259ZM8 171H9V170H8ZM29 171L32 172L31 170H29ZM35 171H36V170H35ZM35 171H34V172H35ZM77 171H78V170H77ZM101 171H102V170H101ZM103 171H104V170H103ZM115 171H116V170H115ZM123 171H125V170H123ZM161 171H163V170H161ZM164 171H165V170H164ZM164 171H163V172H164ZM185 171H186V170H185ZM192 171H193V170H192ZM195 171H194V173H196ZM239 171H240V170H239ZM242 171H243V170H242ZM34 172H32V173H34ZM38 172H40V171H38ZM59 172H60V171H59ZM104 172H106V171H104ZM151 172H152V171H151ZM170 172H172V171H170ZM170 172H169V171H166L165 175H166V174H167V175H166L165 177H166V179H168V181H170V182H174V178L172 177V175H170ZM186 172H187V171H186ZM190 172H191V171H190ZM203 172H204V171H203ZM248 172H249V171H248ZM252 172H254V170H253ZM259 172H260V171H259ZM261 172H262V171H261ZM35 173H36V172H35ZM42 173H43V172H42ZM78 173H80V172L78 171L77 174H78ZM81 173H82V172H81ZM83 173H85V171H84ZM89 173H90V172H89ZM108 173H109V172H108ZM111 173H112V172H111ZM158 173H160V172H158ZM161 173H162V172H161ZM199 173H200V172H199ZM234 173H235V172H234ZM241 173H242V172H241ZM241 173H240V174H241ZM254 173H255V172H254ZM262 173H263V172H262ZM47 174L49 175V173H47ZM85 174H86V173H85ZM113 174H114V172H113ZM115 174H117V173H115ZM207 174H208V173H207ZM243 174H244V173H243ZM243 174H242V175H243ZM260 174H261V173H260ZM8 175H9V174H8ZM36 175H37V173H36ZM39 175H40V174L38 173V177H40ZM48 175H47V176H48ZM78 175H79V174H78ZM80 175H81V174H80ZM93 175H95V174H93ZM103 175H104V174H103ZM194 175H197V174H194ZM245 175H246V174H245ZM247 175H248V174H247ZM5 176H6V175H5ZM21 176H22V175H21ZM47 176H46V178H47ZM85 176H86V175H85ZM111 176H112V175H111ZM113 176H114V175H113ZM113 176H112V178H113ZM118 176H119V175H118ZM161 176H162V175H161ZM199 176H201V175H199ZM207 176H208V175H206V177H207ZM221 176H222V175H221ZM223 176H224V175H223ZM1 177H2V176H1ZM9 177H10V176H9ZM22 177H23V176H22ZM33 177H34V176H33ZM77 177H78V176H77ZM77 177H75V178H77ZM82 177H83V175H82ZM165 177H164V178H165ZM197 177H198V176H197ZM208 177H209V176H208ZM208 177H207V178H208ZM249 177H251V176H249ZM4 178H5V177H4ZM19 178H20V176H19ZM60 178H61V177H60ZM73 178H74V177H73ZM79 178H80V177H78L77 179H79ZM198 178H200V177H198ZM247 178H248V177H247ZM13 179H14V178H13ZM25 179H26V178H25ZM39 179L41 180L42 178H39ZM58 179H59V177H58ZM181 179H182V178H181ZM208 179H210V178H208ZM217 179H218V178H217ZM252 179H253V176H252ZM254 179H255V178H254ZM254 179H253V180H254ZM2 180H3V179H2ZM11 180H12V179H11ZM16 180H18V179H16ZM16 180H15V181H16ZM23 180H24V178H23ZM28 180H30V179H28ZM31 180H32V179H31ZM31 180H30V181H31ZM47 180L50 182L49 184H51L53 187H59L61 184H64V180H62L63 182H58V181L56 180V178H55V180H54L52 177H49V179L47 178ZM71 180H72V179H71ZM80 180H81V179H80ZM89 180L91 181V175H90V179H88V180H83V181H84V182H87V181L90 182ZM102 180H103V179H102ZM160 180H161V179H160ZM178 180H179V179H178ZM192 180H193V179H192ZM255 180H257V182H258V179H255ZM3 181H5V180H3ZM6 181H7V180H6ZM6 181H5V182H6ZM8 181L10 182V180H8ZM21 181H22V180H21ZM95 181H96V176H95ZM105 181H106V180H105ZM107 181H109V180H107ZM162 181H163V180H162ZM243 181H244V180H243ZM262 181H263V180H262ZM32 182H33V181H32ZM32 182H31V183H32ZM43 182H44V181H43ZM72 182H73V181H72ZM72 182H71V183H72ZM78 182H80V181L78 180ZM81 182H82V180H81ZM96 182H97V181H96ZM102 182H103V181H102ZM110 182H111V181H110ZM113 182L115 183V181H113ZM135 182H136V181H135ZM159 182H160V181H159ZM177 182H178V181H176L175 183H177ZM203 182H204V181H203ZM209 182H211V181L209 180ZM213 182H214V181H213ZM226 182H227V181H226ZM17 183H18V181H17ZM24 183H25V182H24ZM38 183H39V182H38ZM46 183H47V182H46ZM65 183H67V181H66ZM71 183H68L69 186H70ZM73 183H74V182H73ZM73 183H72V184H73ZM90 183H91V182H90ZM99 183H101V182H99ZM108 183H109V182H108ZM160 183H161V182H160ZM227 183H228V182H227ZM7 184H9V183H7ZM27 184H28V183H27ZM39 184H40V183H39ZM68 184H67V185H68ZM86 184H87V183H86ZM86 184H85V185H86ZM118 184H119V182H118ZM120 184H121V183H120ZM152 184H153V183H152ZM155 184H156V183H155ZM178 184H182V185L185 186L184 188H189V189L193 190L194 192H196L195 194L199 193L200 190H202L201 193L204 194V193H203V190L206 191V188H207V187L205 188V186H204L205 189L196 186L197 188L194 189L193 186L188 185V184H186L184 181H181V180L179 181ZM215 184H216V183H215ZM215 184H214V185H215ZM224 184H225V182H224ZM10 185H11V184H10ZM13 185H14V184H13ZM13 185H11V186L13 187ZM33 185H34V184H33ZM51 185H50V186H51ZM65 185H66V184H65ZM80 185H81V184H80ZM80 185H79V186H80ZM157 185H158V184H157ZM193 185H195V184H193ZM196 185H198V184H196ZM2 186H3V185H2ZM17 186L20 187L21 185H19V183H18ZM24 186H25V185H24ZM26 186H27V185H26ZM35 186H36V183H35ZM98 186H99V185L97 184V189H98ZM133 186H134V185H133ZM152 186H153V185H152ZM202 186H203V185H202ZM221 186H222V184H221ZM259 186H261V185H259ZM259 186H258V187H259ZM262 186L264 187V185H262ZM3 187H4V186H3ZM3 187H1V188H3ZM12 187H11L10 190H13ZM64 187H65V186H64ZM64 187H63V188H64ZM67 187H68V186H67ZM137 187H138V186H137ZM219 187H220V186H219ZM61 188H62V186H61ZM61 188H58V189H61ZM63 188L61 189L62 191L64 190ZM73 188H74V187H73ZM86 188H87V187H86ZM250 188H251V187H250ZM261 188H262V187H261ZM4 189H5V187H4ZM6 189H8V188L6 187ZM26 189H27V188H26ZM46 189H47V187H46ZM46 189L43 188V190H46ZM65 189H66V188H65ZM67 189H68V188H67ZM70 189H71V187H70ZM70 189H69V190H70ZM79 189H81V188L79 187ZM83 189H84V187H83ZM97 189L95 188V190H97ZM138 189H139V188H138ZM212 189H213V188H212ZM212 189H211V190H210V189H209V190L207 189V192L209 193V195H211V197H210L211 199H212L213 196H219V195H222V194H223L222 191H221V192H220V191L217 192V191H214V190L212 191ZM258 189H259V188H258ZM258 189H255V191L258 190ZM18 190H19V189H18ZM18 190H17V191H18ZM22 190H23V189H22ZM40 190H41V189H40ZM53 190H55V192H56L57 189H53ZM69 190H68L67 192H69ZM101 190H102V188H101ZM117 190H118V189H117ZM157 190H158V189H157ZM218 190H219V189H218ZM222 190H223V191H227V190H230V188H229V189H222ZM4 191H5V190H4ZM8 191H9V190H8ZM20 191H21V190H20ZM41 191H42V190H41ZM51 191H52V190H51ZM75 191H76V190H75ZM79 191H80V190H79ZM84 191H85V190H84ZM92 191H93V189H92ZM102 191H103V190H102ZM168 191H169V190H168ZM5 192H7V191H5ZM14 192H15V191H14ZM14 192H13V194H15ZM63 192H64V191H63ZM82 192H83V191H82ZM85 192H86V193H85ZM85 192H84V193H85L86 195H88V194H87L88 192H87V191H85ZM106 192H107V191H106ZM106 192H103V193L101 192V193H102V194H105ZM110 192H112V191H110ZM121 192H122V191H121ZM125 192H126V191H125ZM171 192H172V191H171ZM171 192H170V193H171ZM194 192H193V193H194ZM207 192H206V193H207ZM1 193H2V192H1ZM10 193H11V192H10ZM19 193L21 194V192H19ZM59 193H60V192H59ZM59 193H58V194H59ZM69 193H70V192H69ZM69 193H68V194H69ZM72 193H74V192H72ZM94 193H95V192H94ZM162 193H165V191L162 192ZM208 193H207V196H209ZM262 193H263V192H262ZM17 194H18V193H17ZM20 194H19V195H20ZM52 194H53V192L50 193V194H48V202H49L50 204H52V205L59 206V202L55 199L54 196H52ZM60 194H61V193H60ZM76 194H77V193H76ZM76 194H75V195H76ZM111 194H112V193H110V195H111ZM257 194H258V192H257ZM0 195H1V194H0ZM19 195H18V196H19ZM22 195H23V194H22ZM61 195H62V194H61ZM61 195H60V196H61ZM105 195L107 196L108 194H105ZM198 195H200V193H199ZM204 195H206V194H204ZM1 196H2V195H1ZM14 196H15V195H14ZM16 196H17V195H16ZM18 196H17V197H18ZM43 196H45V195L43 194ZM101 196H102V195H101ZM101 196H100V197H101ZM120 196H121V195H120ZM135 196H136V195H135ZM163 196H164V195H163ZM17 197H16V198H17ZM21 197H22V196H21ZM21 197H20V198H21ZM61 197H62V196H61ZM74 197H75V196H74ZM90 197H91L92 200L95 201V197H94L93 194H90ZM108 197H109V196H108ZM157 197H158V196H157ZM56 198H57V196H56ZM59 198H60V197H59ZM76 198H79V197H76ZM87 198H88V197H87ZM105 198H106V197H105ZM124 198H125V197H124ZM134 198H135V197H134ZM139 198H140V197H139ZM151 198H152V197H151ZM221 198H222V196H221ZM11 199H15V198H11ZM17 199H18V198H17ZM44 199H45V198H44ZM79 199H80V198H79ZM107 199H108V198H107ZM107 199H105V200H107ZM131 199H132V198H131ZM137 199H138V198H136V200H137ZM155 199H157V198L155 197ZM155 199H154V200H155ZM158 199H159V198H158ZM215 199H216V198H215ZM215 199H213V200H215ZM2 200H3V199H2ZM6 200H7V199H6ZM30 200H31V199H30ZM32 200H33V199H32ZM35 200H37V199H35ZM46 200H47V199H46ZM77 200H78V199H77ZM92 200H91V201H92ZM125 200H126V199H125ZM132 200H134V199H132ZM149 200H150V199L145 200L144 198H140V199L137 200V201H138L139 203H142L143 205H144V204H145V205H153V204L155 203L154 201H151V200L149 201ZM8 201H9V200H8ZM43 201H44V200H43ZM129 201H130V200H129ZM205 201H206V200H205ZM1 202H2V201H0V203H1ZM4 202H5V201H4ZM110 202H111V201H110ZM110 202H109V203H110ZM124 202H125V201H123L122 203H124ZM158 202H160V201H158ZM175 202H176V200H175ZM9 203H10V202H9ZM9 203H8V204H9ZM11 203H12V202H11ZM14 203H15V202H14ZM22 203H23V202H22ZM27 203H28V202H27ZM125 203H126V202H125ZM226 203H227V205H228V202H226ZM226 203H225L224 205H226ZM12 204H13V203H12ZM33 204H34V201H33ZM75 204H76V203H75ZM77 204H78V203H77ZM107 204H108V203H107ZM136 204H137V203H136ZM136 204H131V205H136ZM176 204H177V203H176ZM210 204H211V203H210ZM222 204H223V203H222ZM234 204H235V203H233V205H234ZM245 204H246V203H245ZM247 204H248V203H247ZM252 204H253V203H252ZM4 205H5V204H4ZM19 205L21 206V203H20ZM25 205H26V204H25ZM31 205H32V204H31ZM43 205H44V203H43ZM43 205H42V206H43ZM45 205H46V203H45ZM119 205H120V204H119ZM137 205H138V204H137ZM161 205H162V204H161ZM207 205H208V204H207ZM240 205H241V204H240ZM243 205H244V204H242L241 206H243ZM10 206H11V205H9V208L12 209V212H14V211H13L14 208H13L12 206H11V207H12V208H11ZM34 206H35V205H34ZM79 206H80V205H79ZM121 206H122V205H121ZM236 206L239 207L237 204H236ZM245 206H247V205H245ZM260 206H263V205H260ZM0 207H1V205H0ZM27 207H30V206L28 205ZM31 207H33V206H31ZM35 207H36V206H35ZM64 207H65V205H64ZM108 207H109V206H108ZM263 207H264V206H263ZM44 208H45V207H44ZM44 208H43V209H44ZM83 208H84V207H83ZM83 208H82V209H83ZM109 208H110V207H109ZM113 208H114V207H113ZM120 208H121V207H120ZM215 208H216V207H215ZM239 208H240V207H239ZM242 208H244V207H242ZM242 208H240V209H242ZM0 209H2V208H0ZM18 209H21V207L18 208ZM18 209H16V210H18ZM30 209H31V208H30ZM33 209H34V208H33ZM58 209H60V208H58ZM72 209H73V212H72V213H75V212H74V208H72ZM72 209H71V210H72ZM99 209H100V208H98V210H99ZM124 209H125V208H124ZM246 209H247V208H246ZM246 209H244V210H246ZM249 209H250V208H249ZM8 210H9V209H8ZM37 210H38V209H36V212H38ZM63 210H64V209H63ZM83 210H84V209H83ZM91 210H92V209H91ZM109 210H110V209H109ZM129 210H130V209H129ZM129 210H128V211H129ZM216 210H217V209H216ZM223 210H224V209H223ZM32 211H33V210H32ZM56 211H58V210H56ZM75 211H76V209H75ZM78 211H79V210H78ZM105 211H107V210H105ZM105 211H104V212H105ZM124 211H125V210H124ZM128 211H127V213H128ZM220 211H221V210H220ZM18 212H20V211H18ZM40 212H42V211H40ZM67 212H68V210H67ZM67 212H66V213H67ZM108 212H110V211H108ZM114 212H115V211H113V213H114ZM130 212H132L133 214H135V213L138 212V211H137V210H132V211H130ZM221 212H222V211H221ZM246 212H247V210H246ZM259 212H260V211H259ZM16 213H17V212L15 211V215H16ZM26 213H28V212L26 211ZM38 213H39V212H38ZM69 213H71V212H69ZM77 213H78V212H77ZM79 213H80V211H79ZM124 213H125V212H124ZM124 213H123V214H124ZM127 213H126V214H127ZM257 213H258V212H257ZM47 214H48V213H47ZM121 214H122V213H121ZM136 214H137V213H136ZM222 214H223V213H222ZM44 215H46V213H45ZM77 215H78V214H77ZM110 215H111V214H110ZM129 215H130V213H129ZM16 216H17V215H16ZM23 216H25V214H23ZM31 216H32V215H31ZM50 216H51V218H52V219L48 218V219H50V221L53 220V219H54L55 221H57V217H56L55 213H51ZM50 216H49V217H50ZM105 216H106V215H105ZM145 216H146V215H145ZM145 216H143V217H145ZM220 216H221V215H220ZM10 217H11V216H10ZM14 217H15V216H14ZM35 217H36V215H35ZM45 217H46V219H47V216H45ZM72 217H73V216H72ZM75 217H77V216L75 215ZM91 217H92V219H93L94 221H99V220H100V218H95L93 215H92V216L90 215V219H91ZM110 217H111V216H110ZM121 217H122V216H121ZM146 217H147V216H146ZM24 218H25V217H24ZM24 218H23V219H24ZM73 218H74V217H73ZM78 218H79V217H78ZM114 218H115V217H114ZM132 218H133V217H132ZM134 218H135V217H134ZM137 218H138V217H137ZM246 218H247V217H246ZM262 218H263V217H262ZM11 219H12V218H11ZM11 219H10L9 221H11ZM19 219H20V218H19ZM23 219H22V221H23ZM27 219H28V216H27ZM27 219H26V220H27ZM48 219H47V220H48ZM92 219H91V220H92ZM143 219H144V218H143ZM143 219H142V220H143ZM175 219H176V217H175ZM181 219H182V218H181ZM200 219H201V218H200ZM238 219H239V218H238ZM248 219H249V218H248ZM16 220H17V219H16ZM38 220H39V219H38ZM61 220H62V219H61ZM106 220H107V219H106ZM110 220H111V219H110ZM110 220H109V221H110ZM113 220H114V219H113ZM134 220H135V219H134ZM139 220H140V219H139ZM145 220L147 221V218H146ZM148 220H149V218H148ZM179 220H180V218H179ZM236 220H237V219H236ZM17 221H18V220H17ZM40 221H41V220H40ZM84 221H85V220H84ZM111 221H112V220H111ZM120 221H121V220H120ZM128 221H129V220H128ZM132 221H133V220H132ZM149 221H150V220H149ZM162 221H163V220H162ZM162 221H160V222H161V224L163 225ZM224 221H225V220H224ZM234 221H235V220H234ZM238 221H239V220H238ZM250 221H251V220H250ZM6 222H7V221H6ZM23 222H24V221H23ZM75 222H76V221H74V224H77V222H76V223H75ZM87 222H88V220H87ZM89 222H90V221H89ZM92 222H93V221H92ZM101 222H102V221H101ZM154 222H156V221L151 222V224L154 223ZM157 222H158V221H157ZM160 222H159V223H160ZM239 222H240V221H239ZM38 223H41V222H38ZM72 223H73V222H72ZM80 223H83V222H80V221H79V224H80ZM102 223H103V222H102ZM102 223H101V224H102ZM106 223H108V221H107ZM114 223H115V221H114ZM124 223H125V222H124ZM127 223H128V222H127ZM137 223H138V222H137ZM144 223H145V222H144ZM144 223H143V224H144ZM146 223H147V222H146ZM236 223H237V222H236ZM242 223H243V222H242ZM260 223H261V222H260ZM47 224H48V221H47ZM87 224H88V223H87ZM116 224H117V223H116ZM125 224H126V223H125ZM161 224H160V225H161ZM192 224H193V223H192ZM228 224H229V223H228ZM228 224H227V225H228ZM245 224H246V223H245ZM48 225H49V224H48ZM77 225H78V224H77ZM135 225H136V223H135ZM135 225H134V226H135ZM139 225H140V223H139ZM139 225H138V226H139ZM152 225H153V224H152ZM196 225H197V224H196ZM199 225H200V224H199ZM201 225H202V224H201ZM235 225H236V224H234V226H235ZM246 225H247V224H246ZM246 225H245V226H246ZM38 226H40V225H38ZM44 226H45V225H44ZM80 226H81V225H80ZM96 226L98 227V225H96ZM103 226H104V225L102 224V227H103ZM108 226H109V225H108ZM116 226H117V225H116ZM116 226H115V227H116ZM130 226H132V225H130ZM138 226H137V227H138ZM141 226H143L142 223H141ZM177 226H179V225H177ZM204 226H205V225H204ZM204 226H203V227H204ZM255 226H256V225H255ZM49 227H50V226H49ZM75 227H77V226L75 225ZM75 227H74V228H75ZM105 227H106V225H105ZM110 227H111V226H110ZM144 227H145V226H144ZM179 227H180V226H179ZM203 227H202V229L200 228V230L203 231ZM216 227H217V226H216ZM256 227H257V226H256ZM256 227H255V228H256ZM18 228H19V227H18ZM25 228H26V227H25ZM132 228H133V227H132ZM163 228L165 229V227H163ZM170 228H171V227H170ZM170 228H169V229H170ZM181 228H182V227H181ZM204 228H205V227H204ZM217 228H219V227H217ZM222 228H223V227H222ZM224 228H225V227H224ZM246 228H247V226H246L244 229H246ZM249 228H250V227H249ZM54 229H55V228H54ZM78 229H79V228H78ZM108 229H109V228H108ZM122 229H123V228H122ZM122 229H121V231H122ZM134 229H135V228H134ZM143 229H144V228H143ZM143 229H142V230H143ZM164 229H163V230H164ZM171 229H172V228H171ZM214 229H215V228H214ZM214 229H213V230H214ZM16 230H17V229H16ZM130 230H131V229H130ZM157 230H159V229L157 228ZM172 230H173V229H172ZM192 230H193V228H192ZM207 230H208V229H207ZM218 230H219V229H218ZM229 230H230V229H229ZM241 230H242V229H241ZM19 231H20V230H19ZM53 231H54V230H53ZM85 231H86V230H85ZM100 231H102V230H100ZM106 231H108V230H106ZM106 231H105V232H106ZM119 231H120V230H119ZM187 231H189V230L187 229ZM227 231H228V230L223 231V233H224V232H227ZM22 232H23V231H22ZM105 232H104V233H105ZM108 232H111V231H108ZM158 232H159V231H158ZM166 232H167V231H166ZM207 232H208V231H207ZM207 232H206V231H205V232H202V233H204L205 236H206L205 239H207L208 241L213 240L214 237L211 236L210 234H208ZM214 232H215V231H214ZM80 233H81V232H80ZM82 233H83V232H82ZM94 233H95V232H94ZM98 233H99V232H98ZM104 233H102V234H104ZM131 233H132V232H131ZM138 233H139V232H138ZM144 233H145L146 235H148V236H149V235H150V236H153L155 232L150 231V230H147L146 232L144 231ZM159 233H160V232H159ZM182 233H183V229H182ZM40 234H41V233H40ZM40 234H39V235H40ZM58 234H59V233H58ZM114 234H115V233H114ZM114 234H113V235H114ZM139 234H140V233H139ZM142 234H143V232H142ZM155 234L158 235V233H155ZM160 234H162V233H160ZM163 234H164V232H163ZM188 234H189V233H188ZM204 234H203V235H204ZM216 234H217V232H216ZM228 234H229V232H228ZM230 234H232V233L230 232ZM22 235H23V234H22ZM53 235H54V234H53ZM53 235L51 236L52 238H53ZM123 235H124V234H123ZM123 235H122V236H123ZM127 235H128V234H127ZM233 235H235V237H236V235H238V234H234V233H233ZM252 235H253V234H252ZM55 236H56V235H55ZM64 236H65V235H64ZM99 236H100V235H99ZM124 236H125V235H124ZM124 236H123V237H124ZM133 236H134V235H133ZM150 236H149V237H150ZM158 236L160 237V235H158ZM158 236H157V238H158ZM168 236H171V235H168ZM168 236H167L166 238H168ZM24 237H25V236H24ZM35 237H36V236H35ZM44 237H46V236H44ZM47 237H48V236H47ZM81 237H82V236H81ZM92 237L94 238L93 235L91 236V238H92ZM104 237H105V236H104ZM153 237H154V236H153ZM153 237H152V238H153ZM173 237H174V235H173ZM190 237H191V236H190ZM197 237H198V236H197ZM224 237H225V236H224ZM238 237H239V236H238ZM49 238H50V236H49ZM57 238H58V237H57ZM61 238H62V237H61ZM118 238H119V237H118ZM134 238H135V237H134ZM137 238H138V237H137ZM141 238H142V237H141ZM147 238H148V237H147ZM154 238H156V237H154ZM157 238H156V239H157ZM160 238H161V237H160ZM162 238H163V237H162ZM34 239H35V238H34ZM79 239L81 240V238H79ZM99 239H100V237H99ZM142 239H143V238H142ZM177 239H178V238H177ZM201 239H202V238H201ZM237 239H238V238H237ZM249 239H250V238H249ZM27 240H28V238H27ZM63 240H64V239H63ZM100 240H101V239H100ZM105 240H106V239H105ZM132 240H133V239L130 240V238H128V239H125L124 241H122V242H123V248H122L121 252H122V254H123L125 257H128V258H132V259H134L132 256H134L137 252H136L135 254L133 253L134 255H130V254H129V251H128V249H129L128 247L131 246V244H132V243H131ZM135 240H136V239H135ZM147 240H148V239H147ZM161 240H162V239H161ZM247 240H248V239H247ZM247 240H246V241H247ZM251 240H252V239H251ZM58 241H59V240H58ZM108 241H109V240H108ZM110 241H111V240H110ZM110 241H109V242H110ZM133 241H134V240H133ZM138 241L141 242V240H138ZM149 241H152V240L150 239ZM172 241H173V240H172ZM201 241H202V240H201ZM205 241H206V240H205ZM208 241H207V242H208ZM216 241H217V240H216ZM248 241H249V240H248ZM254 241H255V240H254ZM257 241H258V240H257ZM80 242H81V241H80ZM112 242H113V241H112ZM152 242H153V241H152ZM154 242H155V241H154ZM159 242H160V241H159ZM167 242H168V241H167ZM169 242H170V241H169ZM198 242H199V241H198ZM62 243H63V242H62ZM64 243H65V242H64ZM142 243H143V242H142ZM161 243H163V242H161ZM200 243H201V242H200ZM242 243H243V242H242ZM4 244H7V243H4ZM4 244H2V245H4ZM16 244L21 245V243H19V242H16L14 245H16ZM22 244H24V243H22ZM51 244H52V243H51ZM56 244H57V243H56ZM58 244H59V243H58ZM60 244H61V241H60ZM60 244H59V245H60ZM135 244H136V243H135ZM145 244H146V243H145ZM156 244H158V243H156ZM159 244H160V243H159ZM163 244H165V243H163ZM175 244H176V243H175ZM185 244H186V243H185ZM204 244H205V243H204ZM10 245H11V244H10ZM12 245H13V244H12ZM32 245H33V244H32ZM61 245H62V244H61ZM112 245H113V243H112ZM116 245H117V244H116ZM137 245H138V244H137ZM169 245H170V244H169ZM172 245H174V244L172 243ZM177 245H178V244H177ZM179 245H180V244H179ZM183 245H184V243L182 244V247H183ZM243 245H244V244H243ZM249 245H250V244H249ZM7 246H8V245H7ZM22 246H24V245H21L20 247L22 248ZM27 246H29V245H27ZM34 246L36 247L37 245H34ZM41 246L44 247V249H45L46 251H49V250L51 249L50 246H49V245H46V244H43V245H41ZM55 246L57 247V245H55ZM113 246H114V245H113ZM135 246H136V245H135ZM144 246H145V245H144ZM164 246H165V245H164ZM180 246H181V245H180ZM217 246H218V245H217ZM221 246H222V245H221ZM0 247H1V244H0ZM25 247H26V246H25ZM29 247H30V246H29ZM38 247H39V246H37V249H39ZM59 247H60V246H59ZM62 247H64V246H62ZM62 247H61V248H62ZM78 247H80V245H79ZM82 247L84 248V246H82ZM102 247H103V246H102ZM155 247H157V246H155ZM158 247H159V246H158ZM178 247H179V246H178ZM178 247H177V249H179ZM185 247H187V246L185 245ZM242 247H244V246H242ZM254 247H255V246H254ZM263 247H264V246H263ZM32 248H33V246H32ZM67 248H69V246H68ZM67 248H66V251H68ZM72 248L75 249V246L71 247V249H72ZM83 248H81V249H83ZM85 248H88V246L85 247ZM105 248H106V247H105ZM130 248H131V247H130ZM142 248H143V247H142ZM152 248H153V247H152ZM223 248H224V247H223ZM240 248H241V247H240ZM244 248H245V247H244ZM252 248H253V247H252ZM257 248H258V247H255V249H257ZM14 249H15V248H14ZM33 249H34V248H33ZM33 249H32V250H33ZM35 249H36V248H35ZM35 249H34V250H35ZM56 249H57V248H56ZM89 249H90L91 251H98V252L102 255V258H103L104 263L107 262V261H114V262H116L117 259H118V257H114V258H113V257H111L109 254L104 253V252L101 250V248L99 249L98 247H95V246H93V245H90V248H89ZM139 249H140V248H139ZM161 249H165V248H161ZM166 249H167V251L169 252V248H166ZM227 249H228V248H227ZM249 249H250V248H249ZM255 249H254V250H255ZM261 249H262V248H261ZM20 250H21V249H20ZM53 250H54V249H53ZM137 250H138V249H137ZM142 250H143V249H142ZM151 250H153V249H151ZM171 250H173V249H171ZM171 250H170V251H171ZM175 250H176V248H175ZM183 250H185V249H183ZM223 250H224V249H223ZM257 250H258V249H257ZM30 251H31V248H30ZM39 251H40V250H39ZM75 251H78V250L76 249ZM104 251H105V250H104ZM114 251H115V250H114ZM161 251H162V250H161ZM176 251H177V250H176ZM176 251H175V252H176ZM219 251H220V250H219ZM221 251H222V250H221ZM228 251H230V250H228ZM258 251H260V250H258ZM27 252H28V251H27ZM36 252H37V251H36ZM44 252H45V251H44ZM62 252H63V251H62ZM144 252H145V251H144ZM147 252H148V251H147ZM157 252H158V251H157ZM163 252H164V251H163ZM173 252H174V251H173ZM173 252H171V253H173ZM181 252H182V250H181ZM249 252H251V251L249 250ZM249 252H248V253H249ZM25 253H26V251H25ZM28 253H29V252H28ZM34 253H35V252H34ZM41 253H42V252H41ZM48 253H49V252H48ZM76 253H77V252H76ZM78 253H79V252H78ZM86 253H87V252H86ZM109 253H110V251H109ZM171 253H170V254H171ZM176 253H177V252H176ZM253 253H254V252H253ZM258 253H259V252H258ZM17 254H18V253H17ZM94 254H95V253H94ZM155 254H157V253L155 252ZM158 254H159V253H158ZM161 254H162V253H161ZM164 254H165V252H164ZM166 254H167V253H166ZM166 254H165V256H166ZM182 254H183V253H182ZM256 254H257V252H256ZM260 254H261V252H260ZM47 255H48V254H47ZM53 255H54V254H53ZM92 255H93V254H92ZM92 255H91V259L93 258ZM147 255H148V253H147ZM152 255H154L153 252H152ZM178 255H179V254H178ZM8 256H9V255H8ZM8 256H7V258H8ZM24 256H25V255H24ZM29 256H30V255H29ZM36 256H37V253H36ZM56 256H57V255H56ZM93 256H94V255H93ZM135 256H136V255H135ZM139 256H140V255H139ZM141 256H143V255H141ZM149 256H150V254H149ZM161 256H162V255H161ZM180 256H181V255H180ZM223 256H225V254H224ZM257 256H259V255H257ZM257 256H255V258H256ZM98 257H99V256H98ZM143 257H144V256H143ZM145 257H146V256H145ZM159 257H160V256H159ZM215 257H216V256H215ZM215 257H214V258H215ZM251 257H252V256H251ZM9 258H10V257H9ZM18 258H19V257H18ZM23 258H24V257H23ZM36 258H37V257H36ZM52 258H54V256H53ZM96 258H97V257H96ZM123 258H124V257H123ZM154 258H156V257H154ZM168 258H171V256H169ZM175 258H176V257H175ZM175 258H174V259H175ZM223 258H224V257H223ZM252 258H254V257H252ZM37 259H38V258H37ZM47 259H48V258H47ZM59 259H60V258H59ZM64 259H65V258H64ZM66 259H67V257H66ZM71 259H72V258H71ZM87 259H88V258H87ZM125 259H126V258H125ZM125 259H124V261H125ZM136 259H137V258H136ZM176 259H177V258H176ZM187 259H188V258H187ZM187 259H186V260H187ZM256 259H257V258H256ZM256 259H253V260H256ZM8 260H9V259H8ZM8 260H7V261H8ZM12 260H13V259H12ZM44 260H45V259H44ZM96 260H97V259H96ZM118 260H121V257H120V259H118ZM144 260H145V259H144ZM158 260H159V259H158ZM162 260H163V259H162ZM172 260H173V258H172ZM220 260H221V259H220ZM235 260H236V259H235ZM17 261H21V260H17ZM40 261H41V260H40ZM53 261H56V260H53ZM57 261H59V260H57ZM57 261H56V262H57ZM121 261H122V260H121ZM121 261H120V263H121ZM163 261H164V260H163ZM168 261H169V260H168ZM176 261H177V260H176ZM230 261H231V260H230ZM15 262H16V261H15ZM50 262H51V261H50ZM78 262H79V261H78ZM129 262H130V261H129ZM231 262H232V261H231ZM21 263H22V262H21ZM28 263H29V262H28ZM33 263H34V262H33ZM74 263H75V262H74ZM74 263H73V264H74ZM90 263H91V260H90ZM108 263H109V262H108ZM108 263H107V264H108ZM122 263H123V262H122ZM165 263H166V262H165ZM172 263H173V262H172ZM0 264H2L1 261H0ZM31 264H32V262H31ZM34 264H35V263H34ZM40 264H41V263H40ZM58 264H61V263H58ZM64 264H65V263H64ZM71 264H72V263H71ZM75 264H76V263H75ZM245 264H247V263H245Z\"/></svg>", "mask_w": 264, "mask_h": 264}]
</instances>
